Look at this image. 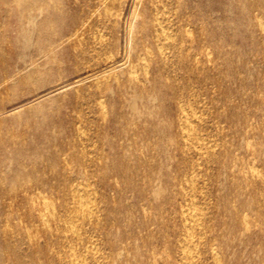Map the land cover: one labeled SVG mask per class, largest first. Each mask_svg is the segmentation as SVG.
<instances>
[{"label":"rangeland","instance_id":"374dc122","mask_svg":"<svg viewBox=\"0 0 264 264\" xmlns=\"http://www.w3.org/2000/svg\"><path fill=\"white\" fill-rule=\"evenodd\" d=\"M124 1L123 2L121 1L117 5V7L114 8V10H112V13H114V12L116 13L117 12L120 15L119 18H116L117 19L116 20L115 18H112V17H111V19H110V17L109 18H104L102 16V14L99 15L96 12L91 15L90 13L92 11H90V10H93V8L88 5L87 0H61V5H60L59 9H57L56 11L53 12V14H54L53 18H54V21H55V23H54L55 27L54 28H56V30H58L59 34L57 33L56 36L54 38H51V40H50L51 41V45H52V48H51L52 50H50L48 54L51 55V57H53V61H51V62H49L48 59H46V57H45V53H47V49L44 48V46L47 47V45H48L47 41H44L45 45L43 46V43H37V38L36 37L31 38V40H29V41H24V40H19V39L17 40L16 39V34H17L16 33V23H14V21H12V20H10L7 23H5V29L7 31V39L3 43L0 42V48L2 49V50L0 49V112L8 111L12 107H15L17 105H22V103L26 104L27 101L30 102V100H33V97L35 98L36 96H40L41 94H43V93H45V92H47L49 90H52V89H54L56 87H59V85L60 86L63 85L62 83L72 84V83H74L73 80L76 79V78H77L76 80H79V78H80V80L82 82V81H84L82 79H84V77L87 76L88 73H92L94 71H98L101 68H103L104 66L108 65V63H110L112 61L115 62V63H118L120 61V59L122 58V56H125L123 61L125 62L126 66H125V64H123V66L117 68V70H115V72L111 75L112 78L115 77L117 79L118 78H120V79H118V80L116 79V81L111 80L113 82H111V81L108 82L110 84H107L104 87L101 85V88H100L101 90L96 87V82L94 83V80L92 78L91 79L89 78V80H88V78L87 79L85 78L86 81H84L82 83L81 82L80 83H76L75 86L74 85H69L68 86V84H67V86H66L67 88L64 87V88H62L59 91H55V92H52L50 94H46L38 102H36L35 104H32L34 106L29 105L26 108V106L23 105L24 107L22 108L23 110L21 111V114H22L21 118L19 120H17V121L11 120V118L9 116H6V115H4L5 113L4 114L2 113V116L0 117V168H1L0 169V178H2L3 180L0 179V192L3 193V194L1 196V193H0V196H1L0 197V254H1L0 258H2V259H0V264H4V263L5 264H30V263L31 264H63L64 263L63 261L66 260V253L65 252L67 250V248H66L67 242H69V243L73 242L74 243L73 244L74 250H75V253L78 256L79 255L82 256V254L85 252L83 254V256L85 255V257H87V259L85 258V260H86L85 263L86 264L87 263L88 264H93V263L94 264H96V263L98 264L99 262H100V264H111V262H113V261L116 262V264H122V262H124L123 264H130V263H132V264H137V263L138 264H152L153 263L152 262V257L153 256H155L154 258H156V262H154L153 264H166V263L167 264H170V263L171 264H177L180 261V257L178 255L177 242H178V239L182 238V234H183V230H182L183 229V223H182L181 218H180L181 207H183L182 205H184V207L186 208L187 205H191V204H194V203H195L194 204L195 207L201 208V209L198 208L199 211L201 212V214L202 213L204 214V216L202 215L203 219H201V225H199L200 226L199 227L200 228V233L202 232L203 236L201 235L202 238L199 240L200 242L197 241L198 242L197 250L198 249L199 250L196 252L195 261L198 264H200V263L202 264V262H203V264L204 263L205 264H213V260L210 261V259H212L214 254L217 255V256L219 255L218 257H219V260H220L221 264H260V263H262L261 261H263V259H264V246H262V245H264V241H263V239H264V228L263 227L264 226H262V225H264V221H263L264 220V217H263L264 216V211H263L264 210L263 209L264 208V205H263L264 204L263 203L264 202V200H263L264 196H262L264 194V183H262L263 185L262 184L260 185V182L259 183H252V182H249V181L245 182L244 180H242L243 177L240 176V174L241 175H245V172L248 171L247 167L249 166V164H252L254 162V164L257 167L254 164H252V165L255 166L258 170L261 167L259 171L262 174V180L264 179V177H263V175H264L263 154H259L261 152L264 153V143H263L264 142V130H263L264 129L263 128L264 127V124H263L264 123V117H263L264 116L263 115V113H264V84H263V82H264L263 81L264 80V77H263L264 76V74H263L264 73V69H263L264 68V60H263L264 59V54H263L264 53V49H263L264 48V22H263L264 21V17L262 15L264 13V12H262V10L264 11L263 0H249L250 2H248V0H246V2H245V0H226V1H224V0H213L212 2H211V0H205V1L204 0H181L182 1L181 2L182 5L180 6V10L178 12V16L179 17L181 16V18L183 20H181V23H180V19L179 18H177V19L175 18L176 21L174 20V22L172 21L171 23L167 22L166 26L169 23L168 28H169L170 32L171 31L172 32L173 31H177L175 25L177 24V21H178V23L180 25L182 24L181 28H183V29H185V28L187 29L188 28V30L192 29L190 31H191L192 40L193 39L194 40L193 41H184V45L183 44L182 45L184 46L185 49H187L188 53L191 54L193 58H199L198 62H200V63L198 64V67H197V69L199 71L194 69V68H192L191 66H189V63L191 62L192 59H187L186 60V58H185V61H184V58L182 57L183 60H181L180 55L178 56V54H176V52H174L173 49H169L170 51L167 50V52H168L167 56L168 57L166 59V64H165L166 66H162V64H163L162 62L163 61H161V63H160V61L156 58V56H155V59H154V55L152 56L151 60L146 62V64H147V68L146 69H148L147 70L148 71L147 75L150 74V76H147V77L145 76V78H144L142 76V70L138 68L137 73H138V76L140 77L141 81L138 82L137 85H132L134 88L131 85L130 86L127 85V82H126L127 78H125L127 76V70L136 63V61H137L136 57L145 54L144 53V47L145 48L148 47L151 42L149 41L150 39L149 40L147 39V38H149V36L145 35L146 38H145V36H142L143 38L141 39V41H140L141 43H140L139 39L141 37L139 35L138 36L139 38L137 37L134 40V41H137L136 48H134L135 46H134V44H132V42L130 41L129 38H128L129 40L127 39V41L130 42L129 44H131V45H129L128 42L125 43L124 42L125 37H124V35H122L123 34V30H122V27H123L122 23L123 22L122 21L125 18L127 20H130L131 16L133 15V11H136V10H137L136 12H139V14L141 13L144 16L143 18L141 17L144 21H148L147 11H145L148 8L146 7V3H144L146 1H144V0H141V1L137 0L134 3V9H133V7H131V8L128 7V3L127 2L129 0H124ZM139 2H140V4H139ZM252 2H254V3L252 4ZM251 4H252V6L250 7L249 5H251ZM255 5H257V6H255ZM120 6H122V7H120ZM125 8H126V10H125ZM183 9H184V13H186L187 15L189 14L188 12L190 11V15L189 16H187L186 14L184 15L183 11H182ZM211 9H213V10H211ZM193 10H196V11H193ZM191 11L193 13H191ZM195 12H197L198 14L195 13ZM256 12H258V13H256ZM212 13H213V16H212ZM125 14H126V16H125ZM214 14H215V17H214ZM89 15H91V20L88 21L87 26L83 27L82 29L79 27L80 30L78 31L77 35L72 37L73 36L72 35L73 34L72 33V29L74 28V26L76 28V24H77L76 23L74 25L73 17L86 18ZM121 15L123 16V18H122ZM258 15H259V17H258ZM184 16H187V17H184ZM252 16L254 18H256L257 20L256 19H252L253 18ZM193 17H195V18H193ZM197 17L199 18V20H198ZM215 18H216V20H215ZM188 19H190V20L192 19V20L190 21ZM196 20H197L198 24H197V22H195ZM251 20H252V23H251ZM139 21H140V19L138 18L136 20V23H139ZM253 21L255 23H253ZM257 21L261 22V24H262L261 26H262L263 29L262 28H258ZM115 22H116V26L119 24L117 27L115 26ZM202 22L204 24H202ZM0 23H2V22H0ZM93 23H94V25H93ZM192 23H193V25H192ZM194 24H196L197 27ZM238 24H239V26H238ZM71 27H72V29H71ZM203 27H204V30H202ZM226 28L229 30V32H228V30H226ZM74 29H73V32H74ZM89 29H91V30H89ZM117 29L118 30L120 29V30L118 31ZM216 29H217V31H216ZM94 31L96 33L93 34ZM206 31L208 33H210V34H207ZM223 31H225V32H223ZM112 32H113V34H112ZM234 32H235V34H234ZM118 33H119V35H118ZM175 33H177V32H175ZM193 33H194V35H193ZM232 33H233V35H232ZM258 34H259V37H258ZM208 35L211 36V37L213 35L214 36L213 39L211 37L208 38L207 37ZM261 35H262V37H261ZM68 36L71 37V38H69ZM235 36H236L237 39L235 38ZM240 36H241V38H240ZM250 36L253 37L252 38L253 41L255 39L254 42L251 41V37ZM255 36H257L258 38L257 37L255 38ZM83 37L85 38V41H84ZM93 37L97 38V39L95 40ZM103 37H104V39H103ZM206 37H207L208 40L206 39ZM218 37H219V39H218ZM117 38H120V39H117ZM221 38H222V40H221L222 43L220 42ZM89 39L91 41H89ZM210 39H212L213 41L210 40ZM223 39H225V40H223ZM230 39L232 40V43H231ZM233 40H234V42H233ZM95 41H96V43H95ZM144 41H145V43H144ZM147 41H148V43H147ZM209 41H210L211 44L209 43ZM176 42L179 43L177 40H176ZM190 42H192V43H190ZM220 43L223 44V45H221ZM97 44H98V46H97ZM139 44H141L142 46H140ZM82 45H83V47H82ZM132 45H133V47H132ZM225 45H227V48H226ZM249 45L252 48L248 49L250 47ZM27 46H28V48H27ZM101 47H103V48L101 49ZM201 47H203V48L201 49ZM94 48H96L98 51L96 49H94ZM20 49H21V51H20ZM136 49L138 51H136ZM199 49H201L202 52L199 51ZM216 49H217V51H214ZM4 50H5V53H4ZM23 50H25V51H23ZM104 50L107 51V54L110 51L109 52L110 54H108V55L105 54L106 51L103 53ZM209 50H210V52H209ZM77 51H79V52H77ZM239 51H241V52H239ZM113 52H114V54H111ZM200 53L201 54L204 53V54L200 55ZM82 54H84V55H82ZM206 54H209L208 57L204 56ZM255 54H257V55H255ZM5 55H6V57H5ZM97 56L100 57L101 59L97 58ZM111 56L114 59H112ZM198 56H200V57H198ZM240 56H241V58H240ZM127 58H129L128 61H127ZM153 59H154V61H153ZM201 59L202 60L204 59L203 60L204 64L201 61ZM215 59H216V61H215ZM8 60H9V62H8ZM73 60H74V62H73ZM155 60H158V61H155ZM81 61L84 62V65H83V63ZM150 61H152V62H150ZM178 61H180V62H178ZM246 61H248V62H246ZM97 62H99V63H97ZM101 62H103V63H101ZM177 62H178V64H177ZM11 63H13V64H11ZM74 63H76V64L74 65ZM150 63H152V64H150ZM159 63L161 65H159ZM214 63H216V64H214ZM257 63L259 65V67L256 66ZM89 64H90V66H89ZM245 65H247V66H245ZM252 66L254 67L253 69H252ZM260 66H262V68ZM8 67H10V68H8ZM12 67H14V68L16 67L14 69L15 71L13 70ZM150 67H152V68L154 67V68L152 69ZM187 67H188V69H187ZM208 67H209V69H208ZM160 68L161 69L163 68V69L161 70ZM4 69H5V71H4ZM74 69H75V71H74ZM120 69H121V71L123 70L122 71L123 73L121 71L119 72ZM241 69H243V70H241ZM16 70H18V72H16ZM212 70H213V72H212ZM257 70H259V71H257ZM168 71H169V73H168ZM194 72H196V73H194ZM219 72H220V74L222 72V75H220ZM248 72H249V74H248ZM254 72L255 73L258 72L257 73L258 75L255 74ZM119 73H121V74H119ZM213 73L215 74L214 76H213ZM250 73H251L252 76L250 75ZM79 74H80V76H79ZM224 74H225V76H224ZM26 75H31V79L29 78L30 79L29 80L28 78H26L25 77ZM121 75L124 76V77H122ZM217 75H218L219 78L217 77ZM208 76H210V78H208ZM230 76H231V78H230ZM248 76H249V78L251 77L250 78L251 81L248 80L249 79ZM255 77H257V78H255ZM147 78L150 81L147 80ZM224 78H225V80H224ZM232 78H233V81H232ZM155 79H157V80H155ZM188 79H189V81H187ZM204 80H205V82H204ZM30 81L33 84H31ZM37 81H39V82H37ZM153 81H155V83ZM218 81H220L221 84ZM242 81H245V82L243 83ZM116 83L118 84V86H117ZM204 83H205V85H203ZM149 84H151V85H149ZM155 84H157V85H155ZM110 85H111V87L109 88ZM120 85H121L122 88L119 87ZM153 85H154V87H153ZM218 85L220 86V88H219ZM257 85H258V87H257ZM124 86H128V87L125 88ZM150 86H152V87H150ZM123 87H124V89H123ZM140 87H142L143 89L141 88L142 89L141 90ZM208 87H209V89H208ZM17 88L18 89L20 88V89L18 90ZM128 88H129V90H128ZM178 88L180 89V91H178L179 90ZM157 89L159 91H157ZM86 91H87V93H84ZM127 91L129 93V95H131L133 93L130 96L131 99H132V97L134 98L135 96L136 97L139 96L140 98H142L141 102H140V100L137 101V103H136L137 107L139 109H141L142 111L145 110L146 112L145 111L144 112L148 113L149 116L144 115V116H141L142 117L141 118V117L134 116V115L131 114V112L129 110V107L127 106L128 101H130V98H129V95L127 94ZM131 91H133V92H131ZM153 91L157 95L154 94ZM71 92L74 93V94H72ZM122 92H124V94ZM135 92L137 93V95L134 94ZM209 92H211V93H209ZM245 92H247V93H245ZM100 93H102V94H100ZM115 93H116V97L114 96V98L112 99V97H113V95ZM142 93H143V95H142ZM181 93H182V95H181ZM251 93H252V95L255 94V95H253L254 97L251 95ZM149 94L151 95V97H149L150 96ZM211 94H212V96H211ZM82 95H83V98H82ZM99 95H102V96H99ZM125 95H128V96H125ZM242 95H243V97L245 99H243ZM105 96H106V98H105ZM144 96H147L149 98H147V97L144 98ZM217 96H218V98H217ZM225 96H227L228 98L225 97ZM249 96H250V98H249ZM123 97L124 98L126 97V98L124 99ZM252 97H253V99H252ZM107 98H108V100H107ZM196 98H198V99H196ZM235 98H236L237 101L235 100ZM65 99L68 100V101H66ZM100 99H101V101L103 100V106H104L103 107V111L105 110L104 111V113H105L104 115H107V116H102L99 113L97 102ZM127 99H129V100H127ZM149 99H150V101H149ZM226 99H227V101H225ZM242 99H243V102H242ZM197 100H198V106L196 105L197 104V102H196ZM111 101H112V103H110ZM115 101H116V103H115ZM123 101H125V102H123ZM167 101H169V102L167 103ZM213 101H214V103H213ZM71 102H73L74 104H72ZM256 102H258L259 104L258 103L256 104ZM42 103H44V104H42ZM169 103H171L172 105L169 104ZM179 103L183 104L188 109V111L190 110V111H192V113L197 114L199 112L197 115H195L196 117L197 116H199V117L195 118V120H192L191 125H193V127L191 126V128H192L191 130H193L192 132H195V130L197 128V130H196L197 133H193V134H196V136L199 138V140L197 142L195 140H193V141H194L195 145L197 144L196 146H198L199 148L201 147L202 150L200 149V151H203L204 149H205L204 151H208L206 154H204L205 156L202 155V154H197V152L194 151V150L199 151V149H198V147L195 148L194 145L192 146V144L191 145L190 144H186L187 145V147H186L184 139H182V137H180V134H179V121H178L179 119H178V113H177V110H178L177 107H178ZM250 103H251V105H250ZM121 104H122V107H121ZM124 104H125V107H124ZM211 104H214V105H211ZM191 105L193 107L195 106L194 107L195 109L193 107H191ZM223 105H224V107L226 106V109L228 107V109L226 110L223 107ZM235 105H236V107L234 108ZM87 106L89 107V110H88ZM56 107H57V109H56ZM60 107H62V108H60ZM198 107L200 109H198ZM171 108L173 110H171ZM223 108H224V110H223ZM242 108H243V110H242ZM151 109H153V110H151ZM159 109L161 110V112H159ZM207 109H208V111H207ZM126 110H127V112H126ZM197 110H198V112H197ZM35 111H38V112H35ZM63 111H65V112H63ZM216 111H217L218 114L216 113ZM223 111H224V113H222ZM226 112H227V114H226ZM228 112H229V114H228ZM234 112H235V114H234ZM59 113H60V115H58ZM67 113H68V117H67ZM173 113L175 114V118H174V114ZM202 113H203V115H202ZM159 114H161V115H159ZM255 114H256V116H255ZM61 115H62V117H61ZM220 115H222V116H220ZM235 115H236V117L233 118V116H235ZM4 116H6V117H4ZM228 116L231 117V118H229ZM88 117L91 118V119H89ZM164 117H165V119H164ZM206 117L208 119H206ZM103 118H104V120H103ZM198 118H200V119L198 120ZM125 119H127V120L125 121ZM201 119H203L204 123H203V121ZM216 119H218V120L216 121ZM241 120L243 122H245V123H242ZM51 121L52 122L54 121V123H52ZM84 121H87V122L85 123ZM197 121H201V122H197ZM229 121H230V123H228ZM175 122H176V124H175ZM61 123H63V124H61ZM72 123H73V125H72ZM104 123L105 124L107 123L106 125H108V123H110V124L108 126H106ZM131 123L133 124V126H131L132 125ZM199 123H202V124L199 125ZM246 123H248V124H246ZM60 124L62 125V127H61ZM153 124H155V128H154ZM158 124H161L162 126L158 125ZM217 124H218L219 129L216 127ZM55 125H57V127ZM129 125H130V127H129ZM151 125H153V126H151ZM156 125H158L159 127L156 126ZM247 125H249V126H247ZM75 126H76L77 129L73 128ZM112 126H114V127H112ZM242 126H243V128L246 129V131H245V129H242ZM103 127H105V128H103ZM149 127H150V129H149ZM225 127H226V129H229V130L227 131L225 129ZM82 128L84 130H86V131L81 130ZM87 128L90 131H87ZM120 128H121V130H120ZM144 128H146V129H144ZM156 128H157V132L155 130ZM174 128H175V130H174ZM130 129L132 131V134H131ZM204 129H205V132H204ZM216 129H218V130H216ZM105 130L108 133L105 132ZM126 130H128V132ZM149 130L150 131L152 130V131L150 132ZM201 130H203V131H201ZM239 130L240 131L243 130L242 132L244 134L242 132H240ZM55 131H57V132H55ZM113 131H114L115 135H113V133H112ZM136 131H137V133H135ZM158 131L160 133L159 135L156 134V133H158ZM223 131H224V133H223ZM58 132H59V134H58ZM94 132H95V134H94ZM97 132H98V134H96ZM152 132L155 133V137H153L154 133H152ZM172 132H174V134H172ZM211 132L213 134L210 135ZM216 132H218V134ZM236 132L238 134H236ZM149 133H151V134H149ZM246 133H248L249 135H247ZM133 134H135L137 137L135 135H133ZM206 134H209L210 137H207V139L205 141V139H204V138H206L205 136H209V135H206ZM107 135H110V136H107ZM148 135H150V136L148 137ZM199 135H200V137H204V138L200 139ZM229 135H231V137H233L232 135H234V137L237 136V135L238 136L235 137V138H231V137H228ZM242 135H244V136H242ZM52 136H54V137H52ZM141 136H143L144 138L141 137ZM159 136H160V139H159ZM145 137H148V139L145 138ZM156 137H157V139H156ZM179 137H180V139H179ZM256 137L259 138L258 141H256V139H257ZM73 138L75 140H73ZM83 139H84V141H83ZM100 139H102L103 141L100 140ZM165 139H166V141H165ZM224 139H225V142H224ZM135 140H136V142H135ZM142 140H144V141H142ZM156 140L158 142L157 144H156ZM160 140L164 141V143L162 142L163 143L162 144L160 142ZM216 140L218 141V144H217ZM253 140H255L256 143ZM108 141H110V142H108ZM207 141H208V143H207ZM251 141H253V142H251ZM102 142L106 143L107 145L106 144H102ZM115 142H117V144ZM198 142L202 143V144H200V146H199ZM212 142H214L215 144L212 143ZM235 142H236V144H234ZM239 142H241V143H239ZM244 142H246V144ZM249 142H251V144ZM50 143H52V144H50ZM55 143H57V144H55ZM128 143H130V144H128ZM248 143L250 144V146H252L253 150H252V148L251 149L249 147L247 148V144ZM110 144H111V146L113 145V148L111 146H109ZM124 144H126V145H124ZM145 144H146V146H144ZM213 144L216 145V147ZM91 145H92V147H91ZM103 145L106 148L102 147ZM130 145H133L134 148H133V146L130 147ZM160 145H162V146H160ZM208 145H210L211 147L208 146ZM224 145H226V146H224ZM238 145H240V150H239V146ZM84 146H86V147H84ZM88 146H90V147H88ZM81 147H83V148H81ZM243 147H245V148H243ZM114 148H115L116 151L114 150ZM138 148H139V150L140 149L141 150L138 151ZM143 148L146 151H149V152H146ZM178 148H180V149H178ZM260 148H261V152H260ZM157 149H158L159 153H158V151H156ZM163 149H165V151ZM181 149H182V151L184 150V152H182ZM55 150H57V151H55ZM213 150H214V152H213ZM219 150H221L222 152L219 151ZM237 150H239V151H237ZM119 151H120V154H119ZM144 151L146 152V154H145ZM171 151H173V152H171ZM209 151L212 152V153H210ZM224 151H227V153L225 152V155H224ZM53 152L55 154H53ZM131 152H134V153H131ZM188 152H190V154ZM235 152L237 153L236 154L237 157H235L236 156L234 154ZM241 152H242V155H241ZM245 152H246V154H245ZM89 153H91V155ZM113 153L114 154L117 153V154L113 155ZM138 153L141 154V155H139ZM147 153L150 154V157L148 156ZM182 153L185 154V156ZM208 154H209V156L211 154V156L208 157L207 156ZM229 154L230 155L233 154V155L228 156ZM62 155H64L65 159L69 162V166L70 167L66 168V170L63 168V164L64 163H62V161H61V159L64 157ZM167 155L169 157H167ZM190 155H192V156L190 157ZM199 155H202V156H199ZM84 156H86V157L84 158ZM118 156H119L120 159L118 158ZM158 156H159V158H158ZM224 156H226V157H224ZM41 157H43V158H41ZM100 157H101V159H100ZM148 157L150 158L151 162L147 161V160H149ZM184 157H185V159H184ZM197 157H198L199 160L200 159L201 160L199 161L197 159ZM76 158H78V159H76ZM155 158L157 159L158 162L154 161V160H156ZM205 158H208V159H205ZM220 158H221V160H220ZM233 158H235V159H233ZM249 158L251 159V161H250ZM117 159L119 160V162H118ZM169 159H170V161L173 160V161H171V163L173 165L170 163ZM255 159H256V161H254ZM69 160H72V161H69ZM233 160H234V162H233ZM238 160H240V161H238ZM94 161H95V163H94ZM167 161H168V163H167ZM178 161H180L181 163L178 162ZM236 161L238 162L239 165L236 164ZM244 161H245V163H244ZM22 162H23L24 165L20 166V165H22ZM39 162L42 164V166H41V164ZM110 162H112V164ZM153 162H155V163H153ZM195 162L196 163L198 162L200 164L196 165ZM34 163H35V165L37 167L34 165ZM75 163H76V165H75ZM107 163H109V166H108ZM207 163H209L208 167H207ZM259 163H261V164H259ZM85 164H86V166H85ZM125 164H127V165H125ZM129 164H130V166H128ZM164 164H165V166H163V167L160 166V165H164ZM221 164L224 165L225 168ZM25 165H28V166H25ZM77 165H78V167H77ZM131 165H133V166L131 167ZM46 166H47V168H46ZM84 166H85V170H84ZM138 166H141L143 168H141V167L138 168ZM155 166H156V168H155ZM179 166H181V168ZM192 167H193V169H191ZM195 167H196V170H195ZM106 168L109 169V171H111L112 173L111 172L109 173ZM122 168L124 169V171H123ZM132 168H133V170H132ZM149 168H150V170H149ZM198 168H200V169H198ZM91 169H92L93 172L91 171ZM129 169L132 170V171H130ZM187 169H190V171L192 170L191 171L192 173L189 170H187ZM205 169H207V170H205ZM227 169H228V172H227ZM2 170H3L4 173H1ZM87 170H88L89 173L87 172ZM102 170H103V173H102ZM136 170H138V171H136ZM159 170L163 174H161L159 172ZM244 170H246V171L244 172ZM42 171H43V173H42ZM80 171H82V172H80ZM149 171H151V172H149ZM186 171H187V173H186ZM224 171H225V173H224ZM239 171L241 173H239ZM70 172L72 173V175H71ZM104 172H106L107 175ZM123 172H125V173H123ZM152 172H154V173H152ZM155 172H156V174H155ZM237 172L239 174H238V176L235 177V175H237ZM243 172H244V174H242ZM27 173H28V175H32V176L38 177V180H39L38 184H40L39 188H41V190H43V192L47 193L50 196L49 199L53 202L54 208H55V210H56V212L58 214H63L62 206L66 205V202L67 203L71 202V197L69 196V197L65 198L64 194L62 192V191H64V192L66 191L65 190L66 189V184H64V180H69L71 183H79L81 180L82 181L84 180L85 183L88 181L86 184L88 186V189L91 191V193L93 195L92 196L93 198L91 199L92 202H90V205L93 206V217H95L98 221L96 223H93V224H89L88 221H84L85 222V224H84L83 221H80L81 223H79V227L81 226L82 231L84 232L83 233L80 230V235L81 236L83 235L82 237H84V236L86 237V238L85 237L82 238L83 242L81 240H79V241H77V240L71 241L72 239L69 240V241L67 240V242H64V241L62 242V241L59 240L58 236H54L53 238L51 237L50 238L51 241H50V239H48V236H45L43 233H39V235H37L38 236V241H39L38 245H35V246L32 245L31 246V244H29L26 241V239L23 238L22 234H20V233L22 232L23 228H25V226H27V224L30 223V218H29L30 214L27 212V209L23 205V201H21V198L14 197L12 194L14 193L13 190H17V188H18V182H19L18 179H19V177H24V176H26ZM77 173L80 174V175H78ZM159 173L161 174L162 177L160 176ZM180 173H181V175H180ZM193 173H195V174H193ZM73 174H75V176ZM84 174H86L87 177ZM101 174H102L103 177L101 176ZM110 174L112 175V177H111ZM130 174H132V175H130ZM158 174H159V176H158ZM224 174H225V178H224ZM65 175H66V177H65ZM91 175H92V177H91ZM81 176L84 177V178H81V180H79ZM93 176H95V177H93ZM125 176H127V178H125ZM135 176H136V178H135ZM142 176H143L144 179L142 178ZM155 176H156V178H155ZM176 176H177V179H176ZM199 176L200 177L202 176V177L200 178ZM216 176H218V178H216ZM222 176H223V178H222ZM239 176H240V180H239ZM63 177H65V178H63ZM165 177L168 178V180H166ZM184 177L186 178V180L190 179L189 177H193V179L194 178H196V179L198 178V180L196 181V179H194L193 180V184H190V185H189V183H186V184L189 185L188 186V185H186L184 183V182H186ZM226 177L228 178V181L226 180L227 182L224 180V179H227ZM147 178L148 179L150 178L148 183H147V181H148ZM33 179H34V177H33ZM107 179H110L112 181V183H111L110 180L108 182ZM155 179H157V181H155ZM208 179H209V181H208ZM216 179H220L221 183H220V180H219V183H220L219 184L217 182L218 180H216ZM177 180L178 181L180 180V181L178 182ZM203 180H204V182H203ZM230 180H232V181H230ZM233 180H234L236 186L234 185ZM90 181H92V182L90 183ZM103 181H104V183H103ZM143 181H144V183L142 185ZM158 181H159V183H158ZM205 181H206V183H205ZM213 181H215V182H213ZM240 181H242V182H240ZM128 182H130V183L128 184ZM140 182H141V184H140ZM51 183H53V184H51ZM62 183H63V186H62ZM94 183H96V184H94ZM149 183H151V184H149ZM155 183L158 185L157 187H160L159 189L161 190V193H160V196L155 198V200H154V198L152 199V195H151L152 192L151 191L154 190L155 188H157V187H155L156 186ZM202 183H204V184H202ZM36 184L37 183L34 184V182L31 183L32 186H35ZM91 184H92L93 187L96 188V191H95V188L92 189ZM146 184H148L149 186L146 185ZM177 184H179V185H177ZM228 184H229V188L227 189ZM237 184L240 185V186L238 187ZM108 185H110L111 187L108 186ZM151 185L153 186V188H152ZM241 185H243V186L241 187ZM180 186H181L182 189L185 187V189L181 190ZM245 186H246V188H245ZM50 187H51V189H50ZM102 187H105V189H107V190H105ZM207 187H209V188L207 189ZM231 187L234 188V189L232 190ZM5 188H7V189H5ZM197 188H198V190H197ZM199 188L201 190H199ZM236 188H238V189H236ZM247 188H249V189H247ZM250 188H251V190H250ZM108 189H109L110 192L108 191ZM142 189L144 190L143 192H142ZM149 189H151V190H149ZM166 189H168L169 191L168 190L166 191ZM11 190H12V193H11ZM127 190H129V191H127ZM190 190L192 192H190ZM211 190H212V192H211ZM214 190L217 191V192H215ZM221 190H223V192L226 190L223 193L224 195L222 194ZM240 190H242L243 192L245 191V192L241 193L242 191H240ZM252 190H253V192H251ZM258 190L262 193V195H261V193L260 194L257 193ZM262 190H263V192H262ZM122 191H123V193H122ZM146 191H148L149 193L146 192ZM226 192L228 194H226ZM234 192H236V194ZM255 192L257 193V197H256V193ZM97 193H98V195H97ZM101 193L103 194V196L101 195ZM239 193L241 195H239ZM169 194H170V196H169ZM192 194H193V197L195 196L194 199H192L193 198ZM197 194H199L200 197L196 196ZM220 194H221V196H220ZM250 194H252V196ZM201 195H202L203 198H201ZM205 195H206V197H205ZM238 195H239V197H238ZM143 196H145V197H143ZM224 196H226V198L227 197L228 198L231 197V198L226 199ZM250 196L253 198V200H252V198ZM51 197H53V198H51ZM58 197H59V201H58ZM96 197L98 199L100 197V200H98ZM123 197H124V199H123ZM209 197H210V199H209ZM184 198H186V199H184ZM195 198L197 199L198 202L196 201ZM214 198H215V200H214ZM220 198L224 201V203H223V201ZM239 198H240L241 201H238ZM61 199H63V200H61ZM147 199H149V200H147ZM170 199L173 200V201H171ZM230 199H232V200L230 201ZM233 199H235V200H233ZM95 200L96 201L98 200L100 203L99 202L97 203ZM116 200H117V202H116ZM128 200H129V202H128ZM250 200H251V202H249ZM57 201H58V203H57ZM174 201H175V203H174ZM149 202H151L152 205ZM180 202H181V204H180ZM213 202L216 204V207H215V204ZM221 202L223 203L224 206L221 205L222 204ZM235 202H236V204L238 203L239 206L234 204ZM55 203H56V205H55ZM162 203H165V204L163 205ZM210 203H211V206H210ZM242 203H244V204H242ZM249 203H251V206L249 205ZM258 203H259V205H258ZM12 204H13V206H12ZM202 204L203 205L206 204V205H204V207H203ZM207 204H208L209 207L207 206ZM57 205H59V207ZM240 205H241V207H240ZM253 205H255V206H253ZM136 207H138V209ZM184 207H183V209H184ZM257 207L258 208L260 207L259 210L257 209ZM125 208H126L127 211L125 210ZM231 208H232V210H231ZM236 209H238V210H236ZM247 209H249V210L251 209L252 211L251 210L249 211ZM8 210H9L10 213L8 212ZM148 210H149V212H148ZM205 210H207V211L205 212ZM214 210H216L217 213L214 212ZM220 210L223 211V212H221ZM96 211H98V214H99L100 218L98 217V214H97ZM156 211H157V213H156ZM176 211H178V212H176ZM247 211H249L247 213L248 215L245 213ZM254 211L256 213L259 211V213L256 214ZM59 212H61V213H59ZM99 212L101 213V216H100ZM119 212L123 214L124 220H123L122 214H120ZM228 212H230V213H228ZM239 213H241L242 215L241 214L239 215ZM162 214H163V216H161ZM211 214H213L212 216H215V218L212 217ZM244 214L247 215V217H249V218L251 217L253 220L251 218H250V220L254 222L253 223V222L250 221V226L253 227V229L250 227L249 228L250 230L249 229L247 230L249 232H247V231L243 232L241 230L240 225H239V220L238 219L240 217H242V216H245ZM254 214H255V217H254ZM155 215H156V217H155ZM228 215H230V216H228ZM141 216H143V217H141ZM172 216H173V219H172ZM224 216H225V218H224ZM232 216L235 217L236 219H234ZM15 217L18 218V219L17 220L14 219ZM127 217H128V220L126 219ZM137 218L139 220H137ZM174 218H176L175 221H174ZM204 218H206V219H204ZM164 219H166L167 221L164 222ZM169 219H170V221H168ZM207 219H208V221H207ZM213 219H215V220L213 221ZM228 219H229V221H227ZM15 220H16V222H14ZM132 220H134V221H132ZM26 221H27V223L25 224ZM112 221H113V223H112ZM119 221H121V222H119ZM206 221H207V223H205ZM230 221H231V223H230ZM125 222H127V223H125ZM135 222H136V224H135ZM158 222H160V224H158ZM21 223H22V226H21ZM12 224H13L14 227H12ZM128 224H130L129 226H131V227H129ZM145 224L147 226L146 228H145ZM162 224H164L165 226L164 225L162 226ZM226 224H227L228 227H226ZM257 224H260V225H257ZM113 225H114V227H113ZM122 225L125 227V229L123 228ZM234 225H236L237 227L234 226ZM90 226H91V229H90ZM104 226H105V228H104ZM202 226L203 227L205 226L206 228L205 227L203 228ZM257 226H258V228H257ZM10 227L12 228V230H10L11 229ZM167 227H168V229H167ZM171 227H173V228L171 229ZM211 227L214 228L215 230L212 229ZM224 227H226V228H224ZM5 228H7V230H4ZM14 228H16L17 231ZM84 228H86V229H84ZM165 228H166V230H165ZM160 229H162V230H160ZM205 229H206V231L204 232L203 230H205ZM221 229H224L223 232L221 231ZM227 229H228V231H227ZM154 230H155V232H154ZM238 230H240V233L242 235L241 237H240V233H239ZM106 231H107V233H106ZM123 231H124V233H123ZM255 231H256V233H255ZM260 231H262L261 233L263 235L260 233ZM157 232H158V234H157ZM230 232L231 233L233 232V233L231 234ZM226 233L229 236H227ZM14 234H15L16 237L14 236ZM108 234H109V236H108ZM206 234L209 235L207 237L208 239L205 238V236H207ZM131 235L133 236V238L131 237ZM136 235H138V237ZM147 235H148V238H146ZM156 235H158L159 237L156 236ZM172 235H173V237H172ZM234 235H236V236H234ZM259 235H260V237H259ZM90 236H93V237H91L92 239L90 238ZM142 236H146V237L144 238ZM160 236H162V237H160ZM17 237H19V238L17 239ZM155 237H156L157 242L155 241V239L153 240V238H155ZM228 237H230V238L228 239ZM252 237L254 238V240H253ZM97 238L99 239L98 242H97V240H98ZM196 238H197V236H196ZM220 238L223 241L222 240L220 241ZM164 239L166 241V244L164 242ZM245 239H247L249 241H246ZM102 240H103L104 243L102 242ZM144 240H145V242H144ZM195 240H197V239H195ZM218 240H219V242H218ZM244 240H245V242H244ZM93 241H95L97 243H95ZM227 241H229V242H227ZM258 241H260L261 243L258 242ZM125 242H126V245H124ZM138 242H140V243H138ZM151 243H152V245H151ZM225 243H226V245H225ZM240 243L244 244V245L242 246ZM77 244H78V247L76 248ZM130 244H132L133 246L131 247ZM155 244H156V246H155ZM168 244H170V245H168ZM249 244H250V246H249ZM39 245H40V248H39ZM121 245L123 246L122 248H121ZM134 245H135V248H136L137 252L135 251ZM160 245H161V247H160ZM255 245L256 246L258 245L257 246L258 250H260V248H261V250L263 249L262 251L259 252V254H257L258 250H257V248H255ZM9 246H10V248H9ZM117 246H118V250H117ZM152 246H153V248H152ZM251 246H252V248H251ZM52 247L55 248V249H52ZM91 247H93V248H91ZM110 247H112L111 248L112 250L110 249ZM213 247H214L215 250H213ZM64 248H65V250H64ZM81 248L84 251L81 250ZM98 248L100 250H98ZM236 248H237V250H236ZM240 248H243V249L241 250ZM44 249H45V251H43ZM90 249H91V251H90ZM168 250H169V252H168ZM223 250H224V252H223ZM32 251L33 252L36 251V252L32 253ZM82 251H83V253H82ZM140 251H141V253H140ZM207 251H208V253H207ZM46 252L48 254H46ZM116 252H120L121 253L119 258H115L114 253H116ZM152 252H154V253H152ZM211 252H212V254H211ZM249 252H252L253 254L249 253ZM254 252L255 253L257 252V253L255 254ZM87 253H89V254H87ZM109 253H112L111 255L113 256V258H112V256L110 257ZM158 253H160V256H159ZM239 253H241V255H242L241 257L238 255ZM34 254H35V256H34ZM90 254H91V256H90ZM149 254H150V256H149ZM199 255H201V256H199ZM245 255H247V257ZM259 255H261V256H259ZM45 256H46V258H45ZM56 256L58 257V259H57ZM161 256H164L165 259H164V257H161ZM199 257H200V259L202 258L201 262L199 261L200 259H198ZM221 257H222V259H221ZM243 257H244V259H243ZM89 258H91V259H89ZM95 258H96V260H95ZM245 258H247V259H245ZM44 259H46V260L48 259V262H46V260H44ZM140 259H141V261H140ZM175 259H177V260H175ZM242 259L244 261H242ZM120 260H122V261L119 262ZM148 260H150V261L148 262ZM162 260H163V262H162ZM164 260H166V261H164ZM168 260H169V263H168ZM252 260H253V262H252ZM1 262H3V263H1ZM175 262H177V263H175ZM228 262H230V263H228ZM197 263H195V264H197Z\"/></svg>","mask_w":264,"mask_h":264},{"label":"bare ground","instance_id":"6f19581e","mask_svg":"<svg viewBox=\"0 0 264 264\" xmlns=\"http://www.w3.org/2000/svg\"><path fill=\"white\" fill-rule=\"evenodd\" d=\"M123 2L124 0H87V2H88V5L89 6H91L92 8H93V10H90V11H92L90 14L92 15L93 13H98L99 15L100 14H102V16L104 17V18H109L110 17V19H111V17L112 18H119V13H112V10H114V8H116L117 7V5L120 3V2ZM137 0H129L127 3H128V7L129 8H131V7H133V9H134V3L136 2ZM138 1H141V0H138ZM144 1H146V2H144V3H146V7L148 8L147 10H145V11H147V17H148V21H144L142 18L144 17L141 13L139 14V12H136V11H133V15L131 16V18H130V20H127L126 18L122 21L123 23V27H122V30H123V34L122 35H124V37H125V40H124V42L126 43V42H128L127 41V39L129 38L130 39V41L132 42V44H134V48H136V46H137V41H134L139 35H140V39H139V42L141 41V39L143 38L142 36H149V38H147L151 43L149 44V46L148 47H144V55H140V56H138V57H136L137 58V61H136V63L133 65V66H131L128 70H127V76L125 77V78H127L126 80V82H127V85H137L138 84V82H140L141 80H140V77L138 76V73H137V71H138V68L139 69H141L142 70V76L145 78V76L147 77V76H150V74L149 75H147V70L148 69H146L147 68V64H146V62L147 61H149V60H151L152 59V56L154 55V59H155V56H156V58L160 61V63H161V61H163L162 63V66H166L165 64H166V59H167V55H168V52H167V50H169V49H173L174 50V52H176V54H178V56L180 55V58H181V60H183L182 59V57L184 58V61H185V58H186V60L187 59H192L191 60V62L189 63V66H191L192 68H194V69H196V70H198L197 69V67H198V64L200 63V62H198V60H199V58H193L192 57V55L191 54H189L188 53V51H187V49H185L184 48V41H193L192 40V36H191V31L190 30H192V29H190V30H188V28L186 29H183V28H181V26H182V24L180 25L179 23H178V21H177V24L175 25L176 26V29H177V31H171L170 32V30H169V28H168V25H169V23H171L172 21L174 22V20H175V18L177 19V18H179L180 19V23H181V20H183L182 18H181V16L179 17L178 16V12H179V10H180V6L182 5V1L181 0H144ZM205 1V0H204ZM213 0H211V2H212ZM224 1H226V0H224ZM125 2V1H124ZM195 2V1H194ZM216 2V1H215ZM245 2H246V0H245ZM248 2H250L249 0H248ZM126 3V4H127ZM193 3V2H192ZM205 3V2H204ZM226 3V2H225ZM231 3V2H230ZM254 2H252V4H253ZM258 3V2H257ZM263 3H264V0H263ZM139 4H140V2H139ZM194 4V3H193ZM252 4L251 5H249L250 7L252 6ZM60 5H61V0H0V22H2V23H0V42H4L6 39H7V31H6V29H5V23H7L8 21H10V20H12V21H14V23H16V39L18 40H24V41H29V40H31V38H33V37H36L37 38V43H43V46L45 45L44 44V41H47V43H48V45H47V47L46 46H44V48H46L47 49V53H45V57H46V59H48V61L49 62H51V61H53V57H51V55H49L48 53H49V51L50 50H52L51 48H52V45H51V38H54L55 36H56V34L58 33V30H56V28H54L55 27V21H54V18H53V12L54 11H56L57 9H59V7H60ZM87 5V6H88ZM207 5V4H206ZM225 5V4H224ZM258 5V4H257ZM257 5H255V6H257ZM125 6V5H124ZM127 6V5H126ZM120 7H122V6H120ZM83 8V7H82ZM89 8V7H88ZM128 8V9H129ZM214 8V7H213ZM231 8V7H230ZM257 8V7H256ZM188 9V8H187ZM197 9V8H196ZM215 9V8H214ZM249 9V8H248ZM255 9V8H254ZM125 10H126V8H125ZM143 10V9H142ZM211 10H213V9H211ZM251 10V9H250ZM84 11V10H83ZM183 11V14L185 15L186 13H184V9L182 10ZM193 11H196V10H193ZM253 11V10H252ZM80 12V11H79ZM205 12V11H204ZM214 12V11H213ZM260 12V11H259ZM262 12H264L263 10H262ZM89 13V12H88ZM189 14L187 15V16H189L190 15V11L188 12ZM191 13H193L192 11H191ZM195 13H197V12H195ZM194 13V14H195ZM225 13V12H224ZM253 13V12H252ZM256 13H258V12H256ZM255 13V14H256ZM85 14V13H84ZM122 14V13H121ZM124 14V13H123ZM198 14V13H197ZM205 14V13H204ZM226 14V13H225ZM233 14V13H232ZM262 14V13H261ZM83 15V14H82ZM91 15H89V16H87L86 18H78V17H73V22H74V25L76 24V28H75V26H74V32H73V29H72V27H71V29H72V37H74V36H76L77 35V33H78V31L80 30V28L82 29L83 27H85V26H87V24H88V21L89 20H91ZM146 15V14H145ZM196 15V14H195ZM254 15V14H253ZM263 15V17H264V13L262 14ZM94 16V15H93ZM122 16V15H121ZM125 16H126V14H125ZM187 16H184V17H187ZM212 16H213V13H212ZM230 16V15H229ZM233 16V15H232ZM142 17V18H141ZM192 17V16H191ZM214 17H215V14H214ZM236 17V16H235ZM253 17V16H252ZM258 17H259V15H258ZM122 18H123V16H122ZM140 19V21H139V23H136V20L137 19ZM193 18H195V17H193ZM198 18V17H197ZM196 18V19H197ZM204 18V17H203ZM209 18V17H208ZM227 18V17H226ZM229 18V17H228ZM93 19V18H92ZM186 19V18H185ZM218 19V18H217ZM235 19V18H234ZM244 19V18H243ZM252 19H256V18H252ZM261 19V18H260ZM97 20V19H96ZM117 20V19H116ZM188 20H190V19H188ZM192 20V19H191ZM190 20V21H191ZM198 20H199V18H198ZM215 20H216V18H215ZM245 20V19H244ZM257 20V19H256ZM259 20V19H258ZM263 20V19H262ZM176 21V20H175ZM261 21V20H260ZM260 21H257V23H258V28H262V24H261V22ZM110 22V21H109ZM108 22V23H109ZM167 22H169L168 23V25L166 26V24H167ZM195 22H197V20L195 21ZM234 22V21H233ZM264 22V21H263ZM119 23V22H118ZM121 23V22H120ZM251 23H252V20H251ZM253 23H255L254 21H253ZM113 24V23H112ZM175 24V23H174ZM197 24H198V22H197ZM202 24H204L203 22H202ZM228 24V23H227ZM93 25H94V23H93ZM104 25V24H103ZM107 25V24H106ZM119 25V24H118ZM117 25V26H118ZM192 25H193V23H192ZM194 25H196V24H194ZM73 26V25H72ZM91 26V25H90ZM115 26H116V22H115ZM116 26V27H117ZM122 26V25H121ZM173 26V25H172ZM203 26V25H202ZM228 26V25H227ZM238 26H239V24H238ZM80 27V28H79ZM97 27V26H96ZM196 27H197V25H196ZM201 27V26H200ZM199 27V28H200ZM208 27V26H207ZM91 28V27H90ZM98 28V27H97ZM96 28V29H97ZM109 28V27H108ZM112 28V27H111ZM119 28V27H118ZM209 28V27H208ZM92 29V28H91ZM91 29H89V30H91ZM114 29V28H113ZM171 29V28H170ZM194 29V28H193ZM201 29V28H200ZM263 29V28H262ZM261 29V30H262ZM118 30V29H117ZM120 30V29H119ZM118 30V31H119ZM121 30V31H122ZM175 30V29H174ZM202 30H204V27H203V29ZM209 30V29H208ZM226 30H228L227 28H226ZM252 30V29H251ZM57 31V32H56ZM113 31V30H112ZM196 31V30H195ZM216 31H217V29H216ZM253 31V30H252ZM88 32V31H87ZM92 32V31H91ZM175 32H177V33H175ZM194 32V31H193ZM203 32V31H202ZM205 32V31H204ZM207 32V31H206ZM223 32H225V31H223ZM228 32H229V30H228ZM261 32V31H260ZM90 33V32H89ZM94 33H96L95 31L93 32V34ZM59 34V33H58ZM92 34V33H91ZM98 34V33H97ZM112 34H113V32H112ZM202 34V33H201ZM207 34H210V33H208L207 32ZM231 34V33H230ZM234 34H235V32H234ZM105 35V34H104ZM103 35V36H104ZM118 35H119V33H118ZM193 35H194V33H193ZM196 35V34H195ZM203 35V34H202ZM232 35H233V33H232ZM231 35V36H232ZM106 36V35H105ZM116 36V35H115ZM146 36H145V38H146ZM69 37V36H68ZM88 37V36H87ZM91 37V36H90ZM96 37V36H95ZM98 37V36H97ZM100 37V36H99ZM102 37V36H101ZM110 37V36H109ZM118 37V36H117ZM121 37V36H120ZM199 37V36H198ZM208 38H210L211 36H207ZM207 37H206V39H207ZM213 35H212V39H213ZM251 37V36H250ZM257 36H255V38H256ZM258 37H259V34H258ZM257 37V38H258ZM261 37H262V35H261ZM69 38H71V37H69ZM89 38V37H88ZM94 38V37H93ZM139 38V37H138ZM194 38V37H193ZM235 38H236V36H235ZM240 38H241V36H240ZM252 38L253 37H251V41H253L252 40ZM83 39H84V41H85V38L83 37ZM95 40L97 39V38H94ZM103 39H104V37H103ZM102 39V40H103ZM117 39H120V38H117ZM124 39V38H123ZM122 39V40H123ZM128 39V40H129ZM212 39H210V40H212ZM218 39H219V37H218ZM237 39V38H236ZM247 39V38H246ZM261 39V38H260ZM73 40V39H72ZM107 40V39H106ZM176 40L179 42V43H177L176 42ZM208 40V39H207ZM221 40H222V38L220 39V42H221ZM223 40H225V39H223ZM231 40V39H230ZM249 40V39H248ZM89 41H91L90 39H89ZM88 41V42H89ZM98 41V40H97ZM105 41V40H104ZM117 41V40H116ZM115 41V42H116ZM146 41V40H145ZM145 41H144V43H145ZM206 41V40H205ZM204 41V42H205ZM213 41V40H212ZM216 41V40H215ZM250 41V42H251ZM254 41H255V39H254ZM253 41V42H254ZM120 42V41H119ZM217 42V41H216ZM230 42V41H229ZM233 42H234V40H233ZM260 42V41H259ZM73 43V42H72ZM84 43V42H83ZM87 43V42H86ZM85 43V44H86ZM95 43H96V41H95ZM99 43V42H98ZM105 43V42H104ZM118 43V42H117ZM130 42H128V44H129ZM141 43V42H140ZM147 43H148V41H147ZM188 43V42H187ZM190 43H192V42H190ZM203 43V42H202ZM209 43H210V41H209ZM222 43V42H221ZM220 43V44H221ZM231 43H232V40H231ZM90 44V43H89ZM103 44V43H102ZM120 44V43H119ZM136 44V45H135ZM183 44V45H182ZM186 44V43H185ZM211 44V43H210ZM218 44V43H217ZM262 44V43H261ZM94 45V44H93ZM100 45V44H99ZM118 45V44H117ZM129 45H131V44H129ZM140 46H142L141 44H139ZM221 45H223V44H221ZM251 45V44H250ZM249 45V46H250ZM256 45V44H255ZM97 46H98V44H97ZM104 46V45H103ZM144 46V45H143ZM147 46V45H146ZM226 46V48H227V45H225ZM224 46V47H225ZM231 46V45H230ZM234 46V45H233ZM259 46V45H258ZM81 47V46H80ZM82 47H83V45H82ZM129 47V46H128ZM132 47H133V45H132ZM207 47V46H206ZM205 47V48H206ZM221 47V46H220ZM223 47V46H222ZM236 47V46H235ZM260 47V46H259ZM24 48V47H23ZM27 48H28V46H27ZM90 48V47H89ZM103 47H101V49H102ZM105 48V47H104ZM143 48V47H142ZM191 48V47H190ZM203 47H201V49H202ZM211 48V47H210ZM239 48V47H238ZM246 48V47H245ZM250 48H252L251 46L248 48V49H250ZM258 48V47H257ZM1 49V48H0ZM26 49V48H25ZM79 49V48H78ZM77 49V50H78ZM81 49V48H80ZM84 49V48H83ZM94 49H96V48H94ZM106 49V48H105ZM129 49V48H128ZM201 49H199V51H201ZM264 49V48H263ZM2 50V49H1ZM82 50V49H81ZM89 50V49H88ZM92 50V49H91ZM97 50V49H96ZM239 50V49H238ZM241 50V49H240ZM253 50V49H252ZM20 51H21V49H20ZM23 51H25V50H23ZM74 51V50H73ZM95 51V50H94ZM98 51V50H97ZM106 50H104L103 51V53L105 52ZM116 51V50H115ZM114 51V52H115ZM128 51V50H127ZM136 51H138L137 49H136ZM170 51V50H169ZM190 51V50H189ZM213 51V50H212ZM214 51H217V49L216 50H214ZM220 51V50H219ZM232 51V50H231ZM242 51V50H241ZM241 51H239V52H241ZM250 51V50H249ZM263 51V50H262ZM261 51V52H262ZM29 52V51H28ZM77 52H79V51H77ZM82 52V51H81ZM110 52V51H109ZM108 52V54H110ZM114 52L113 53H111V54H114ZM202 52V51H201ZM208 52V51H207ZM209 52H210V50H209ZM245 52V51H244ZM4 53H5V50H4ZM95 53V52H94ZM99 53V52H98ZM101 53V52H100ZM132 53V52H131ZM140 53V52H139ZM218 53V52H217ZM258 53V52H257ZM39 54V53H38ZM85 54V53H84ZM84 54H82V55H84ZM105 54H107V51H106V53ZM107 54V55H108ZM125 54V53H124ZM133 54V53H132ZM199 54V53H198ZM204 54V53H203ZM203 54H201L200 53V55H203ZM211 54V53H210ZM213 54V53H212ZM221 54V53H220ZM229 54V53H228ZM264 54V53H263ZM3 55V54H2ZM76 55V54H75ZM98 55V54H97ZM121 55V54H120ZM208 55L209 54H206V55H204L205 57H208ZM240 55V54H239ZM255 55H257V54H255ZM4 56V55H3ZM110 56V55H109ZM127 56V55H126ZM176 56V55H175ZM197 56V55H196ZM221 56V55H220ZM242 56V55H241ZM241 56H240V58H241ZM5 57H6V55H5ZM4 57V58H5ZM26 57V56H25ZM93 57V56H92ZM112 57V56H111ZM198 57H200V56H198ZM255 57V56H254ZM259 57V56H258ZM74 58V57H73ZM87 58V57H86ZM97 58H100V57H98L97 56ZM119 58V57H118ZM117 58V59H118ZM125 58V56H122V58L120 59V61L118 62V63H115V62H110V63H108V65H106V66H104L103 68H101L100 70H98V71H94V72H92V73H88V75L87 76H85L84 77V79H82V80H84V81H86L85 80V78L87 79L88 78V80H89V78L91 79H93L94 80V83L96 82V87L98 88V89H100L101 88V85L104 87V86H106L107 84H110V83H108V82H110L111 80H113V81H116V79L117 78H115V77H111V75L115 72V70H117V68H119V67H121V66H123V64H125V62L123 61V59ZM130 58V57H129ZM129 58H127V61H128V59ZM9 59V58H8ZM94 59V58H93ZM101 59V58H100ZM112 59H114L113 57H112ZM111 59V60H112ZM154 59H153V61H154ZM256 59V58H255ZM96 60V59H95ZM103 60V59H102ZM135 60V59H134ZM133 60V61H134ZM158 60H155V61H158ZM171 60V59H170ZM204 60V59H203ZM203 60L201 59V61L203 62ZM244 60V59H243ZM242 60V61H243ZM246 60V59H245ZM264 60V59H263ZM19 61V60H18ZM41 61V60H40ZM39 61V62H40ZM126 61V62H127ZM212 61V60H211ZM215 61H216V59H215ZM241 61V62H242ZM253 61V60H252ZM256 61V60H255ZM7 62V61H6ZM8 62H9V60H8ZM73 62H74V60H73ZM82 62V61H81ZM117 62V61H116ZM150 62H152V61H150ZM178 62H180V61H178ZM178 62H177V64H178ZM188 62V61H187ZM246 62H248V61H246ZM257 62V61H256ZM83 63V65H84V62H82ZM81 63V64H82ZM97 63H99V62H97ZM101 63H103V62H101ZM105 63V62H104ZM159 63V65H161ZM176 63V62H175ZM217 63V62H216ZM216 63H214V64H216ZM221 63V62H220ZM245 63V62H244ZM252 63V62H251ZM9 64V63H8ZM7 64V65H8ZM11 64H13V63H11ZM76 63H74V65H75ZM88 64V63H87ZM91 64V63H90ZM90 64H89V66H90ZM150 64H152V63H150ZM173 64V63H172ZM191 64V65H190ZM203 64H204V62H203ZM210 64V63H209ZM213 64V65H214ZM247 64V63H246ZM234 65V64H233ZM232 65V66H233ZM240 65V64H239ZM263 65V64H262ZM15 66V65H14ZM28 66V65H27ZM31 66V65H30ZM125 66H126V64H125ZM128 66V65H127ZM174 66V65H173ZM177 66V65H176ZM203 66V65H202ZM245 66H247V65H245ZM256 66H258L259 67V65H258V63H257V65ZM34 67V66H33ZM85 67V66H84ZM96 67V66H95ZM157 67V66H156ZM155 67V68H156ZM219 67V66H218ZM234 67V66H233ZM236 67V66H235ZM261 68H262V66H260ZM8 68H10V67H8ZM13 68V70L16 68H14V67H12ZM29 68V67H28ZM125 68V67H124ZM150 68H152V67H150ZM154 68V67H153ZM152 68V69H153ZM215 68V67H214ZM213 68V69H214ZM247 68V67H246ZM251 68V67H250ZM254 67L252 66V69H253ZM260 68V69H261ZM6 69V68H5ZM5 69H4V71H5ZM30 69V68H29ZM161 69V68H160ZM163 69V68H162ZM161 69V70H162ZM167 69V68H166ZM175 69V68H174ZM178 69V68H177ZM187 69H188V67H187ZM193 69V70H194ZM207 69V68H206ZM208 69H209V67H208ZM237 69V68H236ZM264 69V68H263ZM28 70V69H27ZM72 70V69H71ZM70 70V71H71ZM179 70V69H178ZM241 70H243V69H241ZM245 70V69H244ZM3 71V72H4ZM15 71V70H14ZM22 71V70H21ZM26 71V70H25ZM24 71V72H25ZM74 71H75V69H74ZM121 71V69L119 70V72ZM123 71V70H122ZM121 71V72H122ZM157 71V70H156ZM180 71V70H179ZM186 71V70H185ZM199 71V70H198ZM227 71V70H226ZM251 71V70H250ZM249 71V72H250ZM257 71H259V70H257ZM16 72H18V70H16ZM212 72H213V70H212ZM249 72H248V74H249ZM10 73V72H9ZM73 73V72H72ZM81 73V72H80ZM123 73V72H122ZM157 73V72H156ZM168 73H169V71H168ZM181 73V72H180ZM188 73V72H187ZM194 73H196V72H194ZM225 73V72H224ZM235 73V72H234ZM255 73V72H254ZM258 72H256L255 74H257ZM16 74V73H15ZM119 74H121V73H119ZM167 74V73H166ZM177 74V73H176ZM189 74V73H188ZM211 74V73H210ZM219 74H220V72H219ZM264 74V73H263ZM3 75V74H2ZM10 75V74H9ZM18 75V74H17ZM71 75V74H70ZM76 75V74H75ZM156 75V74H155ZM159 75V74H158ZM161 75V74H160ZM215 74L213 73V76H214ZM220 75H222V72H221V74ZM250 75H251V73H250ZM254 75V74H253ZM258 75V74H257ZM79 76H80V74H79ZM122 76V75H121ZM170 76V75H169ZM188 76V75H187ZM200 76V75H199ZM212 76V77H213ZM224 76H225V74H224ZM229 76V75H228ZM234 76V75H233ZM232 76V77H233ZM252 76V75H251ZM26 78H30L31 79V75H26L25 76ZM76 77V76H75ZM118 77V76H117ZM122 77H124V76H122ZM153 77V76H152ZM155 77V76H154ZM193 77V76H192ZM201 77V76H200ZM199 77V78H200ZM217 77H218V75H217ZM241 77V76H240ZM264 77V76H263ZM262 77V78H263ZM12 78V77H11ZM16 78V77H15ZM18 78V77H17ZM176 78V77H175ZM188 78V77H187ZM208 78H210V76H208ZM219 78V77H218ZM230 78H231V76H230ZM248 78H249V76H248ZM251 78V77H250ZM250 78L248 79V80H250ZM255 78H257V77H255ZM29 79V80H30ZM73 79V78H72ZM77 79V78H76ZM76 79H74L73 81H74V83H72V84H68V86L69 85H74L75 86V84L76 83H80L81 82V80H80V78H79V80H76ZM118 79H120V78H118ZM117 79V80H118ZM122 79V78H121ZM153 79V78H152ZM180 79V78H179ZM217 79V78H216ZM221 79V78H220ZM228 79V78H227ZM239 79V78H238ZM10 80V79H9ZM28 80V81H29ZM76 80V81H75ZM123 80V79H122ZM144 80V79H143ZM147 80H149L148 78H147ZM155 80H157V79H155ZM172 80V79H171ZM193 80V79H192ZM212 80V79H211ZM210 80V81H211ZM219 80V79H218ZM224 80H225V78H224ZM260 80V79H259ZM263 80V79H262ZM84 81H82V82H84ZM113 81H111V82H113ZM150 81V80H149ZM178 81V80H177ZM176 81V82H177ZM187 81H189V79L187 80ZM195 81V80H194ZM232 81H233V78H232ZM238 81V80H237ZM251 81V80H250ZM264 81V80H263ZM37 82H39V81H37ZM81 82V83H82ZM152 82V81H151ZM154 83H155V81H153ZM198 82V81H197ZM204 82H205V80H204ZM216 82V81H215ZM219 83H220V81H218ZM243 83L245 82V81H242ZM258 82V81H257ZM261 82V81H260ZM30 83L31 84H33L31 81H30ZM55 83V82H54ZM115 83V82H114ZM159 83V82H158ZM163 83V82H162ZM166 83V82H165ZM195 83V82H194ZM200 83V82H199ZM56 84V83H55ZM63 85H59V87H56V88H54V89H52V90H49V91H47V92H45V93H43V94H41L40 96H36L35 98L33 97V100H30V102H28L27 101V103L26 104H23L22 103V105H17V106H15V107H12L10 110H8V111H3V112H0V117L2 116V113L4 114V115H6V116H9L10 118H11V120H15V121H17V120H19L20 118H21V111L23 110L22 108L24 107V106H26V108H27V106H29V105H32V104H35L36 102H38L40 99H42V97L43 96H45L46 94H50V93H52V92H55V91H59V90H61L62 88H64V87H66L67 86V84H65V83H62ZM117 84V83H116ZM125 84V83H124ZM144 84V83H143ZM142 84V85H143ZM160 84V83H159ZM158 84V85H159ZM167 84V83H166ZM198 84V83H197ZM212 84V83H211ZM221 84V83H220ZM263 84H264V82H263ZM54 85V84H53ZM80 85V84H79ZM78 85V86H79ZM83 85V84H82ZM89 85V84H88ZM95 85V84H94ZM141 85V84H140ZM149 85H151V84H149ZM155 85H157V84H155ZM162 85V84H161ZM169 85V84H168ZM177 85V84H176ZM195 85V84H194ZM200 85V84H199ZM198 85V86H199ZM203 85H205V83L203 84ZM229 85V84H228ZM246 85V84H245ZM87 86V85H86ZM117 86H118V84H117ZM116 86V87H117ZM144 86V85H143ZM147 86V85H146ZM188 86V85H187ZM213 86V85H212ZM216 86V85H215ZM219 86V85H218ZM250 86V85H249ZM85 87V86H84ZM92 87V86H91ZM95 87V88H96ZM111 87V85L109 86V88ZM119 87H121V85L119 86ZM125 88L126 87H128V86H124ZM124 87H123V89H124ZM133 87V86H132ZM148 87V86H147ZM150 87H152V86H150ZM153 87H154V85H153ZM205 87V86H204ZM217 87V86H216ZM257 87H258V85H257ZM262 87V86H261ZM67 88V87H66ZM118 88V87H117ZM122 88V87H121ZM134 88V87H133ZM137 88V87H136ZM142 87H140V89H141ZM149 88V87H148ZM158 88V87H157ZM219 88H220V86H219ZM218 88V89H219ZM240 88V87H239ZM18 89V88H17ZM20 89V88H19ZM18 89V90H19ZM131 89V88H130ZM138 89V88H137ZM143 89V88H142ZM141 89V90H142ZM154 89V88H153ZM162 89V88H161ZM179 89V88H178ZM208 89H209V87H208ZM216 89V88H215ZM214 89V90H215ZM245 89V88H244ZM253 89V88H252ZM257 89V88H256ZM70 90V89H69ZM72 90V89H71ZM74 90V89H73ZM101 90V89H100ZM104 90V89H103ZM112 90V89H111ZM110 90V91H111ZM117 90V89H116ZM128 90H129V88H128ZM135 90V89H134ZM187 90V89H186ZM196 90V89H195ZM85 91V90H84ZM109 91V90H108ZM124 91V90H123ZM157 91H159L158 89H157ZM170 91V90H169ZM178 91H180V89L178 90ZM216 91V90H215ZM224 91V90H223ZM259 91V90H258ZM261 91V90H260ZM61 92V91H60ZM97 92V91H96ZM114 92V91H113ZM125 92V91H124ZM124 92H122L123 94H124ZM131 92H133V91H131ZM137 92V91H136ZM134 93V94H136L137 95V93ZM142 92V91H141ZM145 92V91H144ZM150 92V91H149ZM162 92V91H161ZM196 92V91H195ZM200 92V91H199ZM198 92V93H199ZM240 92V91H239ZM263 92V91H262ZM72 93V92H71ZM70 93V94H71ZM76 93V92H75ZM83 93V92H82ZM81 93V94H82ZM84 93H87V91L86 92H84ZM146 93V92H145ZM151 93V92H150ZM153 93L154 94H156L154 91H153ZM152 93V94H153ZM158 93V92H157ZM191 93V92H190ZM201 93V92H200ZM208 93V92H207ZM209 93H211V92H209ZM245 93H247V92H245ZM255 93V92H254ZM60 94V93H59ZM62 94V93H61ZM72 94H74V93H72ZM79 94V93H78ZM100 94H102V93H100ZM126 94V93H125ZM127 94L129 95V93H128V91H127ZM133 94V93H132ZM131 94V95H132ZM139 94V93H138ZM222 94V93H221ZM220 94V95H221ZM226 94V93H225ZM258 94V93H257ZM76 95V94H75ZM128 95H125V96H128ZM131 95H129V98H130V96ZM140 95V94H139ZM142 95H143V93H142ZM150 95V94H149ZM157 95V94H156ZM181 95H182V93H181ZM189 95V94H188ZM198 95V94H197ZM200 95V94H199ZM218 95V94H217ZM241 95V94H240ZM251 95H252V93H251ZM253 95H255V94H253ZM252 95V96H253ZM49 96V95H48ZM90 96V95H89ZM99 96H102V95H99ZM104 96V95H103ZM114 96L116 97V93L113 95V97H112V99L114 98ZM164 96V95H163ZM168 96V95H167ZM211 96H212V94H211ZM245 96V95H244ZM248 96V95H247ZM27 97V96H26ZM65 97V96H64ZM145 97H147V96H144V98ZM149 97H151V95L149 96ZM149 97H147V98H149ZM194 97V96H193ZM220 97V96H219ZM225 97H227V96H225ZM242 97H243V95H242ZM254 97V96H253ZM253 97H252V99H253ZM79 98V97H78ZM82 98H83V95H82ZM81 98V99H82ZM90 98V97H89ZM105 98H106V96H105ZM110 98V97H109ZM124 98V97H123ZM126 98V97H125ZM124 98V99H125ZM128 98V97H127ZM217 98H218V96H217ZM228 98V97H227ZM240 98V97H239ZM249 98H250V96H249ZM77 99V98H76ZM87 99V98H86ZM164 99V98H163ZM170 99V98H169ZM168 99V100H169ZM177 99V98H176ZM189 99V98H188ZM196 99H198V98H196ZM231 99V98H230ZM243 99H245L244 97H243ZM243 99H242V102H243ZM46 100V99H45ZM66 100V99H65ZM80 100V99H79ZM107 100H108V98H107ZM115 100V99H114ZM127 100H129V99H127ZM138 100H140V102L142 101V98H140L139 96L138 97H132V99L130 98V101H128V103H127V106L129 107V110H130V112H131V114L132 115H134V116H138V117H141V116H144V115H146V116H149V114L148 113H145L144 111H142L141 109H139L138 107H137V101ZM190 100V99H189ZM207 100V99H206ZM212 100V99H211ZM235 100H236V98H235ZM240 100V99H239ZM66 101H68V100H66ZM75 101V100H74ZM90 101V100H89ZM149 101H150V99H149ZM170 101V100H169ZM169 101H167V103L169 102ZM194 101V100H193ZM205 101V100H204ZM225 101H227V99L225 100ZM237 101V100H236ZM235 101V102H236ZM26 102V101H25ZM123 102H125V101H123ZM127 102V101H126ZM191 102V101H190ZM197 102V106H198V100L196 101ZM241 102V103H242ZM246 102V101H245ZM259 102V101H258ZM258 102H256V104L258 103ZM70 103V102H69ZM72 104H74L73 102H71ZM110 103H112V101L110 102ZM115 103H116V101H115ZM194 103V102H193ZM211 103V102H210ZM213 103H214V101H213ZM218 103V102H217ZM228 103V102H227ZM233 103V102H232ZM261 103V102H260ZM42 104H44V103H42ZM169 104H171V103H169ZM203 104V103H202ZM219 104V103H218ZM259 104V103H258ZM24 105V106H23ZM97 105H98V110H99V113H100V115H102V116H107V115H104L105 113H104V111H103V100L101 101V99L97 102ZM165 105V104H164ZM163 105V106H164ZM172 105V104H171ZM170 105V106H171ZM188 105V104H187ZM193 105V104H192ZM191 105V107H193ZM205 105V104H204ZM211 105H214V104H211ZM250 105H251V103H250ZM32 106H34V105H32ZM51 106V105H50ZM83 106V105H82ZM85 106V105H84ZM91 106V105H90ZM166 106V105H165ZM164 106V107H165ZM258 106V105H257ZM263 106V105H262ZM88 107V106H87ZM113 107V106H112ZM121 107H122V104H121ZM124 107H125V104H124ZM195 107V106H194ZM193 107V108H194ZM223 107H224V105H223ZM236 107V105L234 106V108ZM252 107V106H251ZM30 108V107H29ZM60 108H62V107H60ZM84 108V107H83ZM147 108V107H146ZM167 108V107H166ZM165 108V109H166ZM208 108V107H207ZM225 109H226V106L224 107ZM224 108H223V110H224ZM257 108V107H256ZM25 109V108H24ZM56 109H57V107H56ZM64 109V108H63ZM110 109V108H109ZM112 109V108H111ZM121 109V108H120ZM144 109V108H143ZM161 109V108H160ZM159 109V112H161V110ZM177 113H178V121H179V134H180V137H182V139H184V141H185V145L186 144H192V146L194 145V147L195 148H197L198 146H196L195 145V143H194V141L193 140H195L196 142L199 140V138L196 136V134H193V133H197L196 132V130H197V128H196V130H195V132H192L193 130H191L192 128H191V126L193 127V125H191V123H192V120H195V118H197V117H199V116H195V115H197L199 112H198V110H197V114H195V113H192V111H188V109L183 105V104H181V103H179L178 104V107H177ZM195 109V108H194ZM198 109H200L199 107H198ZM215 109V108H214ZM213 109V110H214ZM227 109H228V107H227ZM226 109V110H227ZM76 110V109H75ZM88 110H89V107H88ZM119 110V109H118ZM151 110H153V109H151ZM171 110H173L172 108H171ZM242 110H243V108H242ZM250 110V109H249ZM58 111V110H57ZM81 111V110H80ZM175 111V110H174ZM195 111V110H194ZM203 111V110H202ZM201 111V112H202ZM207 111H208V109H207ZM237 111V110H236ZM245 111V110H244ZM263 111V110H262ZM261 111V112H262ZM35 112H38V111H35ZM62 112V111H61ZM63 112H65V111H63ZM77 112V111H76ZM108 112V111H107ZM121 112V111H120ZM126 112H127V110H126ZM165 112V111H164ZM196 112V111H195ZM205 112V111H204ZM248 112V111H247ZM256 112V111H255ZM69 113V112H68ZM68 113H67V117H68ZM71 113V112H70ZM125 113V112H124ZM152 113V112H151ZM211 113V112H210ZM216 113H217V111H216ZM215 113V114H216ZM222 113H224V111L222 112ZM231 113V112H230ZM257 113V112H256ZM64 114V113H63ZM88 114V113H87ZM153 114V113H152ZM174 114V113H173ZM212 114V113H211ZM218 114V113H217ZM216 114V115H217ZM226 114H227V112H226ZM228 114H229V112H228ZM234 114H235V112H234ZM238 114V113H237ZM247 114V113H246ZM254 114V113H253ZM252 114V115H253ZM262 114V113H261ZM58 115H60V113L58 114ZM79 115V114H78ZM77 115V116H78ZM125 115V114H124ZM123 115V116H124ZM159 115H161V114H159ZM164 115V114H163ZM202 115H203V113H202ZM245 115V114H244ZM263 115H264V113H263ZM6 116H4V117H6ZM122 116V115H121ZM220 116H222V115H220ZM231 116V115H230ZM254 116V115H253ZM255 116H256V114H255ZM61 117H62V115H61ZM86 117V116H85ZM131 117V116H130ZM201 117V116H200ZM216 117V116H215ZM229 117V116H228ZM236 117V115L235 116H233V118H235ZM248 117V116H247ZM246 117V118H247ZM258 117V116H257ZM256 117V118H257ZM264 117V116H263ZM77 118V117H76ZM89 118V117H88ZM111 118V117H110ZM109 118V119H110ZM124 118V117H123ZM122 118V119H123ZM127 118V117H126ZM142 118V117H141ZM160 118V117H159ZM158 118V119H159ZM174 118H175V114H174ZM205 118V117H204ZM217 118V117H216ZM229 118H231V117H229ZM249 118V117H248ZM252 118V117H251ZM59 119V118H58ZM72 119V118H71ZM86 119V118H85ZM89 119H91V118H89ZM118 119V118H117ZM164 119H165V117H164ZM177 119V118H176ZM200 118H198V120H199ZM206 119H208L207 117H206ZM205 119V120H206ZM215 119V118H214ZM239 119V118H238ZM237 119V120H238ZM245 119V118H244ZM63 120V119H62ZM81 120V119H80ZM103 120H104V118H103ZM114 120V119H113ZM119 120V119H118ZM127 119H125V121H126ZM202 121H203V119H201ZM218 119H216V121H217ZM231 120V119H230ZM249 120V119H248ZM254 120V119H253ZM66 121V120H65ZM90 121V120H89ZM124 121V120H123ZM157 121V120H156ZM155 121V122H156ZM3 122V121H2ZM52 122V121H51ZM67 122V121H66ZM70 122V121H69ZM85 123L87 122V121H84ZM114 122V121H113ZM197 122H201V121H197ZM212 122V121H211ZM241 122L242 123H245V122H243L242 120H241ZM248 122V121H247ZM52 123H54V121L52 122ZM79 123V122H78ZM133 123V122H132ZM131 123V124H132ZM137 123V122H136ZM158 123V122H157ZM174 123V122H173ZM194 123V122H193ZM203 123H204V121H203ZM228 123H230V121L228 122ZM235 123V122H234ZM257 123V122H256ZM260 123V122H259ZM61 124H63V123H61ZM60 124V125H61ZM65 124V123H64ZM75 124V123H74ZM99 124V123H98ZM105 124V123H104ZM107 124V123H106ZM105 124V125H106ZM110 123H108V125H109ZM119 124V123H118ZM130 124V125H131ZM134 124V123H133ZM133 124L131 125V126H133ZM175 124H176V122H175ZM174 124V125H175ZM200 124H202V123H199V125ZM211 124V123H210ZM246 124H248V123H246ZM258 124V123H257ZM264 124V123H263ZM72 125H73V123H72ZM108 125H106V126H108ZM114 125V124H113ZM125 125V124H124ZM130 125H129V127H130ZM154 125V128H155V124H153ZM153 125H151V126H153ZM158 125H161V124H158ZM158 125H156V126H158ZM197 125V124H196ZM195 125V126H196ZM226 125V124H225ZM228 125V124H227ZM231 125V124H230ZM240 125V124H239ZM243 125V124H242ZM56 127H57V125H55ZM80 126V125H79ZM97 126V125H96ZM162 126V125H161ZM223 126V125H222ZM235 126V125H234ZM238 126V125H237ZM247 126H249V125H247ZM52 127V126H51ZM61 127H62V125H61ZM67 127V126H66ZM112 127H114V126H112ZM125 127V126H124ZM159 127V126H158ZM175 127V126H174ZM177 127V126H176ZM218 129H219V127H218V124H217V126H216ZM224 127V126H223ZM241 127V126H240ZM263 127V126H262ZM73 128H76V126L75 127H73ZM100 128V127H99ZM103 128H105V127H103ZM136 128V127H135ZM222 128V127H221ZM238 128V127H237ZM264 128V127H263ZM55 129V128H54ZM59 129V128H58ZM77 129V128H76ZM113 129V128H112ZM144 129H146V128H144ZM149 129H150V127H149ZM160 129V128H159ZM218 129H216V130H218ZM225 129H226V127H225ZM235 129V128H234ZM233 129V130H234ZM242 129H245V128H243V126H242ZM251 129V128H250ZM249 129V130H250ZM255 129V128H254ZM80 130V129H79ZM81 130H83V131H86V130H84L83 128L81 129ZM80 130V131H81ZM108 130V129H107ZM116 130V129H115ZM120 130H121V128H120ZM156 130V132H157V128L155 129ZM174 130H175V128H174ZM227 131L229 130V129H226ZM256 130V129H255ZM264 130V129H263ZM6 131V130H5ZM54 131V130H53ZM87 131H90L88 128H87ZM110 131V130H109ZM127 132H128V130H126ZM130 131H131V129H130ZM150 131V130H149ZM148 131V132H149ZM152 131V130H151ZM150 131V132H151ZM201 131H203V130H201ZM200 131V132H201ZM207 131V130H206ZM209 131V130H208ZM238 131V130H237ZM240 131V130H239ZM243 131V130H242ZM242 131H240V132H242ZM245 131H246V129H245ZM55 132H57V131H55ZM82 132V131H81ZM80 132V133H81ZM102 132V131H101ZM104 132V131H103ZM105 132H107L106 130H105ZM170 132V131H169ZM175 132V131H174ZM174 132H172V134H174ZM204 132H205V129H204ZM203 132V133H204ZM219 132V131H218ZM218 132H216L217 134H218ZM234 132V131H233ZM54 133V132H53ZM79 133V134H80ZM87 133V132H86ZM90 133V132H89ZM108 133V132H107ZM113 133V135H115L114 134V131L112 132ZM111 133V134H112ZM117 133V132H116ZM135 133H137V131L135 132ZM143 133V132H142ZM152 133H154V132H152ZM163 133V132H162ZM161 133V134H162ZM177 133V132H176ZM208 133V132H207ZM215 133V132H214ZM223 133H224V131H223ZM243 133V132H242ZM252 133V132H251ZM250 133V134H251ZM257 133V132H256ZM58 134H59V132H58ZM94 134H95V132H94ZM96 134H98V132L96 133ZM102 134V133H101ZM122 134V133H121ZM131 134H132V131H131ZM149 134H151V133H149ZM157 135H159L160 133H159V131H158V133H156ZM168 134V133H167ZM211 134H213L212 132L210 133V135ZM236 134H238L237 132H236ZM244 134V133H243ZM247 135H249L248 133H246ZM253 134V133H252ZM86 135V134H85ZM84 135V136H85ZM133 135H135V134H133ZM138 135V134H137ZM143 135V134H142ZM170 135V134H169ZM177 135V134H176ZM198 135V134H197ZM202 135V134H201ZM206 135H209V134H206ZM210 135L209 136H205L206 138H204V137H200V135H199V137H200V139L201 138H204L205 139V141H206V139H207V137H210ZM225 135V134H224ZM227 135V134H226ZM88 136V135H87ZM95 136V135H94ZM101 136V135H100ZM107 136H110V135H107ZM136 136V135H135ZM144 136V135H143ZM143 136H141V137H143ZM150 135H148V137H149ZM222 136V135H221ZM233 137H231V135H229L228 137H231V138H235V137H237V136H235L234 137V135H232ZM242 136H244V135H242ZM241 136V137H242ZM52 137H54V136H52ZM83 137V136H82ZM89 137V136H88ZM112 137V136H111ZM130 137V136H129ZM128 137V138H129ZM137 137V136H136ZM148 137H145V138H147L148 139ZM153 137H155V133H154V136ZM158 137V136H157ZM157 137H156V139H157ZM174 137V136H173ZM172 137V138H173ZM180 137H179V139H180ZM214 137V136H213ZM212 137V138H213ZM227 137V136H226ZM247 137V136H246ZM258 137V136H257ZM256 137V138H257ZM85 138V137H84ZM104 138V137H103ZM144 138V137H143ZM164 138V137H163ZM215 138V137H214ZM222 138V137H221ZM249 138V137H248ZM54 139V138H53ZM124 139V138H123ZM150 139V138H149ZM159 139H160V136H159ZM175 139V138H174ZM211 139V138H210ZM216 139V138H215ZM214 139V140H215ZM227 139V138H226ZM258 139L259 138H257L256 139V141H258ZM60 140V139H59ZM73 140H75L74 138H73ZM80 140V139H79ZM100 140H102V139H100ZM117 140V139H116ZM137 140V139H136ZM136 140H135V142H136ZM153 140V139H152ZM151 140V141H152ZM163 140V139H162ZM162 140H160V142L162 143H164V141H162ZM247 140V139H246ZM81 141V140H80ZM83 141H84V139H83ZM94 141V140H93ZM103 141V140H102ZM111 141V140H110ZM110 141H108V142H110ZM128 141V140H127ZM142 141H144V140H142ZM159 141V140H158ZM165 141H166V139H165ZM204 141V140H203ZM223 141V140H222ZM221 141V142H222ZM232 141V140H231ZM238 141V140H237ZM240 141V140H239ZM250 141V140H249ZM254 142H255V140H253ZM253 141H251V142H253ZM262 141V140H261ZM260 141V142H261ZM52 142V141H51ZM60 142V141H59ZM58 142V143H59ZM62 142V141H61ZM118 142V141H117ZM117 142H115L116 144H117ZM121 142V141H120ZM132 142V141H131ZM153 142V141H152ZM151 142V143H152ZM180 142V141H179ZM211 142V141H210ZM216 142H217V144H218V141L216 140ZM224 142H225V139H224ZM223 142V143H224ZM229 142V141H228ZM227 142V143H228ZM247 142V141H246ZM246 142H244L245 144H246ZM251 142H249L250 144H251ZM263 142V141H262ZM158 142H157V140H156V144H157ZM162 143V144H163ZM168 143V142H167ZM178 143V142H177ZM207 143H208V141H207ZM212 143H214V142H212ZM232 143V142H231ZM239 143H241V142H239ZM247 144V148L249 147L250 149L252 148V146H250V144ZM256 143V142H255ZM264 143V142H263ZM8 144V143H7ZM50 144H52V143H50ZM55 144H57V143H55ZM77 144V143H76ZM82 144V143H81ZM84 144V143H83ZM102 144H106V143H103L102 142ZM128 144H130V143H128ZM153 144V143H152ZM151 144V145H152ZM198 144H199V146H200V144H202V143H199L198 142ZM204 144V143H203ZM210 144V143H209ZM215 144V143H214ZM213 144V145H214ZM222 144V143H221ZM226 144V143H225ZM233 144V143H232ZM234 144H236V142L234 143ZM238 144V143H237ZM243 144V143H242ZM6 145V144H5ZM70 145V144H69ZM107 145V144H106ZM124 145H126V144H124ZM170 145V144H169ZM262 145V144H261ZM260 145V146H261ZM83 146V145H82ZM109 146H111V144L109 145ZM131 146H133V145H130V147ZM144 146H146V144L144 145ZM148 146V145H147ZM155 146V145H154ZM160 146H162V145H160ZM180 146V145H179ZM178 146V147H179ZM208 146H210V145H208ZM215 147H216V145H214ZM218 146V145H217ZM224 146H226V145H224ZM236 146V145H235ZM234 146V147H235ZM239 146V150H240V145H238ZM246 146V145H245ZM256 146V145H255ZM57 147V146H56ZM69 147V146H68ZM72 147V146H71ZM84 147H86V146H84ZM88 147H90V146H88ZM87 147V148H88ZM91 147H92V145H91ZM102 147H105L104 145L102 146ZM112 148H113V145L111 146ZM127 147V146H126ZM129 147V146H128ZM141 147V146H140ZM173 147V146H172ZM171 147V148H172ZM181 147V146H180ZM186 147H187V145H186ZM211 147V146H210ZM213 147V146H212ZM242 147V146H241ZM259 147V146H258ZM81 148H83V147H81ZM106 148V147H105ZM108 148V147H107ZM133 148H134V146H133ZM132 148V149H133ZM148 148V147H147ZM151 148V147H150ZM156 148V147H155ZM174 148V147H173ZM225 148V147H224ZM228 148V147H227ZM243 148H245V147H243ZM246 148V149H247ZM255 148V147H254ZM37 149V148H36ZM54 149V148H53ZM63 149V148H62ZM93 149V148H92ZM109 149V148H108ZM122 149V148H121ZM144 149V148H143ZM167 149V148H166ZM178 149H180V148H178ZM184 149V148H183ZM192 149V148H191ZM198 149H199V151H197V150H194V151H196L197 152V154H202V155H204V154H206L208 151H200V149H201V147L199 148L198 147ZM230 149V148H229ZM228 149V150H229ZM242 149V148H241ZM245 149V150H246ZM38 150V149H37ZM46 150V149H45ZM100 150V149H99ZM114 150H115V148H114ZM134 150V149H133ZM132 150V151H133ZM141 150V149H140ZM139 150V148H138V151H140ZM145 150V149H144ZM151 150V149H150ZM162 150V149H161ZM164 151H165V149H163ZM170 150V149H169ZM188 150V149H187ZM202 150V149H201ZM226 150V149H225ZM234 150V149H233ZM239 150H237V151H239ZM252 150H253V148H252ZM257 150V149H256ZM6 151V150H5ZM42 151V150H41ZM44 151V150H43ZM55 151H57V150H55ZM80 151V150H79ZM88 151V150H87ZM86 151V152H87ZM116 151V150H115ZM129 151V150H128ZM135 151V150H134ZM137 151V152H138ZM146 151V150H145ZM144 151V152H145ZM156 151H158V149L156 150ZM181 151H182V149H181ZM219 151H221V150H219ZM37 152V151H36ZM59 152V151H58ZM100 152V151H99ZM114 152V151H113ZM130 152V151H129ZM136 152V153H137ZM146 152H149V151H146ZM146 152H145V154H146ZM163 152V151H162ZM171 152H173V151H171ZM182 152H184V150L182 151ZM191 152V151H190ZM190 152H188L189 154H190ZM210 152V151H209ZM213 152H214V150H213ZM222 152V151H221ZM225 152L227 153V151H224V155H225ZM243 152V151H242ZM242 152H241V155H242ZM260 152H261V148H260ZM4 153V152H3ZM38 153V152H37ZM68 153V152H67ZM101 153V152H100ZM107 153V152H106ZM131 153H134V152H131ZM158 153H159V151H158ZM164 153V152H163ZM210 153H212V152H210ZM41 154V153H40ZM53 154H55L54 152H53ZM63 154V153H62ZM83 154V153H82ZM90 155H91V153H89ZM93 154V153H92ZM115 154H117V153H115ZM114 153H113V155H115ZM119 154H120V151H119ZM139 154V153H138ZM144 154V155H145ZM148 154V153H147ZM162 154V153H161ZM170 154V153H169ZM174 154V153H173ZM183 154V153H182ZM235 155L237 154L236 152L234 153ZM245 154H246V152H245ZM259 154H263V160H264V153L263 152H261V153H259ZM8 155V154H7ZM80 155V154H79ZM109 155V154H108ZM131 155V154H130ZM139 155H141V154H139ZM138 155V156H139ZM143 155V156H144ZM160 155V154H159ZM163 155V154H162ZM184 156H185V154H183ZM196 155V154H195ZM202 155H199V156H202ZM216 155V154H215ZM222 155V154H221ZM231 155H233V154H231ZM230 154L228 155V156H231ZM62 156H64V155H62ZM81 156V155H80ZM93 156V155H92ZM97 156V155H96ZM106 156V155H105ZM112 156V155H111ZM133 156V155H132ZM148 156L150 157V154H148ZM164 156V155H163ZM162 156V157H163ZM175 156V155H174ZM192 155H190V157H191ZM205 156V155H204ZM208 157H210L211 156V154H210V156H209V154L207 155ZM246 156V155H245ZM82 157V156H81ZM86 156H84V158H85ZM109 157V156H108ZM117 157V156H116ZM142 157V156H141ZM146 157V156H145ZM148 157V158H149ZM167 157H169L168 155H167ZM166 157V158H167ZM171 157V156H170ZM222 157V156H221ZM224 157H226V156H224ZM223 157V158H224ZM235 157H237V155L235 156ZM41 158H43V157H41ZM70 158V157H69ZM118 158H119V156H118ZM144 158V157H143ZM147 158V159H148ZM158 158H159V156H158ZM193 158V157H192ZM202 158V157H201ZM216 158V157H215ZM242 158V157H241ZM247 158V157H246ZM76 159H78V158H76ZM93 159V158H92ZM100 159H101V157H100ZM104 159V158H103ZM106 159V158H105ZM116 159V158H115ZM120 159V158H119ZM122 159V158H121ZM132 159V158H131ZM156 159V158H155ZM184 159H185V157H184ZM197 159H198V157H197ZM203 159V158H202ZM205 159H208V158H205ZM228 159V158H227ZM233 159H235V158H233ZM237 159V158H236ZM239 159V158H238ZM250 159V158H249ZM80 160V159H79ZM99 160V159H98ZM111 160V159H110ZM118 160V159H117ZM127 160V159H126ZM125 160V161H126ZM140 160V159H139ZM145 160V159H144ZM195 160V159H194ZM199 160V159H198ZM197 160V161H198ZM201 160V159H200ZM199 160V161H200ZM220 160H221V158H220ZM258 160V159H257ZM261 160V159H260ZM43 161V160H42ZM61 161H62V163H64L63 164V168L66 170V168H68V167H70L69 166V162L65 159V156L61 159ZM69 161H72V160H69ZM97 161V160H96ZM113 161V160H112ZM121 161V160H120ZM124 161V160H123ZM134 161V160H133ZM132 161V162H133ZM136 161V160H135ZM147 161H150L151 162V160H150V158H149V160H147ZM146 161V162H147ZM154 161H157V159L156 160H154ZM169 161H170V159H169ZM171 161H173V160H171ZM171 161H170V163H171ZM192 161V160H191ZM206 161V160H205ZM213 161V160H212ZM238 161H240V160H238ZM246 161V160H245ZM245 161H244V163H245ZM249 161V160H248ZM250 161H251V159H250ZM254 161H256V159L254 160ZM259 161V160H258ZM46 162V161H45ZM80 162V161H79ZM98 162V161H97ZM105 162V161H104ZM118 162H119V160H118ZM140 162V161H139ZM149 162V163H150ZM158 162V161H157ZM178 162H180V161H178ZM185 162V161H184ZM189 162V161H188ZM187 162V163H188ZM193 162V161H192ZM204 162V161H203ZM207 162V161H206ZM209 162V161H208ZM232 162V161H231ZM233 162H234V160H233ZM40 163V162H39ZM59 163V162H58ZM92 163V162H91ZM94 163H95V161H94ZM111 164H112V162H110ZM141 163V162H140ZM153 163H155V162H153ZM167 163H168V161H167ZM166 163V164H167ZM181 163V162H180ZM194 163V162H193ZM196 163V162H195ZM198 163V162H197ZM196 163V165H199L200 163H198L197 164ZM202 163V162H201ZM242 163V162H241ZM252 163V162H251ZM41 164V163H40ZM46 164V163H45ZM101 164V163H100ZM108 164V166H109V163H107ZM106 164V165H107ZM123 164V163H122ZM132 164V163H131ZM151 164V163H150ZM159 164V163H158ZM157 164V165H158ZM162 164V163H161ZM172 164V163H171ZM192 164V163H191ZM208 164L209 163H207V167H208ZM213 164V163H212ZM235 164V163H234ZM236 164H238V162L236 161ZM252 164H254V162L252 163ZM252 164H249V166L247 167L248 168V171L247 172H245L246 170H244V172H245V175H241L240 174V176H242L243 177V179L242 180H244L245 182H252V183H259L260 182V185L262 184V183H264L263 181H264V179L262 180V174L260 173V168H259V170L255 167V166H253ZM257 164V163H256ZM259 164H261V163H259ZM24 164H23V162H22V165H20V166H23ZM34 165H35V163H34ZM75 165H76V163H75ZM88 165V164H87ZM124 165V164H123ZM125 165H127V164H125ZM170 165V164H169ZM173 165V164H172ZM178 165V164H177ZM181 165V164H180ZM185 165V164H184ZM188 165V164H187ZM194 165V164H193ZM203 165V164H202ZM222 165V164H221ZM239 165V164H238ZM243 165V164H242ZM25 166H28V165H25ZM36 166V165H35ZM41 166H42V164H41ZM45 166V165H44ZM85 166H86V164H85ZM85 166H84V170H85ZM112 166V165H111ZM128 166H130V164L128 165ZM133 165H131V167H132ZM161 167H163V166H165V164L164 165H160ZM186 166V165H185ZM222 166H224V165H222ZM228 166V165H227ZM231 166V165H230ZM30 167V166H29ZM33 167V166H32ZM37 167V166H36ZM74 167V166H73ZM77 167H78V165H77ZM101 167V166H100ZM130 167V168H131ZM135 167V166H134ZM139 167H141V166H138V168ZM153 167V166H152ZM160 167V168H161ZM169 167V166H168ZM167 167V168H168ZM172 167V166H171ZM180 168H181V166H179ZM178 167V168H179ZM204 167V166H203ZM206 167V166H205ZM221 167V166H220ZM243 167V166H242ZM46 168H47V166H46ZM119 168V167H118ZM121 168V167H120ZM127 168V167H126ZM137 168V169H138ZM141 168H143V167H141ZM155 168H156V166H155ZM185 168V167H184ZM188 168V167H187ZM202 168V167H201ZM224 168H225V166H224ZM237 168V167H236ZM263 168V167H262ZM1 169V168H0ZM26 169V168H25ZM37 169V168H36ZM98 169V168H97ZM103 169V168H102ZM107 169V168H106ZM123 169V168H122ZM154 169V168H153ZM170 169V168H169ZM191 169H193V167L191 168ZM198 169H200V168H198ZM197 169V170H198ZM213 169V168H212ZM221 169V168H220ZM233 169V168H232ZM242 169V168H241ZM264 169V168H263ZM27 170V169H26ZM82 170V169H81ZM108 170V172L110 173L111 171H109V169H107ZM106 170V171H107ZM113 170V169H112ZM121 170V169H120ZM119 170V171H120ZM130 170V169H129ZM132 170H133V168H132ZM132 170H130V171H132ZM139 170V169H138ZM138 170H136V171H138ZM149 170H150V168H149ZM158 170V169H157ZM162 170V169H161ZM187 170H189L190 171V169H187ZM195 170H196V167H195ZM205 170H207V169H205ZM217 170V169H216ZM31 171V170H30ZM40 171V170H39ZM91 171H92V169H91ZM118 171V172H119ZM123 171H124V169H123ZM142 171V170H141ZM153 171V170H152ZM164 171V170H163ZM162 171V172H163ZM188 171V172H189ZM192 171V170H191ZM190 171V172H191ZM219 171V170H218ZM34 172V171H33ZM36 172V171H35ZM72 172V171H71ZM70 172V173H71ZM80 172H82V171H80ZM87 172H88V170H87ZM93 172V171H92ZM91 172V173H92ZM107 172V173H108ZM129 172V171H128ZM149 172H151V171H149ZM159 172H160V170H159ZM205 172V171H204ZM210 172V171H209ZM208 172V173H209ZM227 172H228V169H227ZM244 172L242 173V174H244ZM263 172V171H262ZM1 173H4L3 172V170H2V172ZM39 173V172H38ZM42 173H43V171H42ZM61 173V172H60ZM86 173V172H85ZM89 173V172H88ZM87 173V174H88ZM97 173V172H96ZM102 173H103V170H102ZM105 174H106V172H104ZM112 173V172H111ZM123 173H125V172H123ZM130 173V172H129ZM133 173V172H132ZM143 173V172H142ZM152 173H154V172H152ZM161 173V172H160ZM159 173V174H160ZM172 173V172H171ZM186 173H187V171H186ZM192 173V172H191ZM206 173V172H205ZM213 173V172H212ZM218 173V172H217ZM224 173H225V171H224ZM239 173H241L240 171H239ZM238 172H237V175H235V177L236 176H238V174H239ZM78 174V173H77ZM122 174V173H121ZM155 174H156V172H155ZM159 174H158V176H159ZM161 174H163V173H161ZM161 174H160V176H161ZM193 174H195V173H193ZM197 174V173H196ZM201 174V173H200ZM219 174V173H218ZM25 175V174H24ZM71 175H72V173H71ZM74 176H75V174H73ZM78 175H80V174H78ZM84 175H86V174H84ZM83 175V176H84ZM107 175V174H106ZM111 175V174H110ZM129 175V174H128ZM127 175V176H128ZM130 175H132V174H130ZM136 175V174H135ZM143 175V174H142ZM149 175V174H148ZM147 175V176H148ZM166 175V174H165ZM180 175H181V173H180ZM213 175V174H212ZM222 175V174H221ZM45 176V175H44ZM59 176V175H58ZM63 176V175H62ZM90 176V175H89ZM101 176H102V174H101ZM105 176V175H104ZM124 176V175H123ZM127 176H125V178H127ZM144 176V175H143ZM143 176H142V178H143ZM169 176V175H168ZM171 176V175H170ZM175 176V175H174ZM196 176V175H195ZM208 176V175H207ZM219 176V175H218ZM218 176H216V178H218ZM240 176H239V180H240ZM10 177V176H9ZM33 177H34V179H33ZM65 177H66V175H65ZM65 177H63V178H65ZM72 177V176H71ZM70 177V178H71ZM85 177V176H84ZM84 177H80V179L79 180H81V178H84ZM86 177H87V175H86ZM91 177H92V175H91ZM93 177H95V176H93ZM103 177V176H102ZM107 177V176H106ZM111 177H112V175H111ZM132 177V176H131ZM162 177V176H161ZM172 177V176H171ZM181 177V176H180ZM197 177V176H196ZM200 177V176H199ZM202 177V176H201ZM200 177V178H201ZM209 177V176H208ZM221 177V176H220ZM219 177V178H220ZM232 177V176H231ZM263 177H264V175H263ZM62 178V177H61ZM130 178V177H129ZM135 178H136V176H135ZM155 178H156V176H155ZM166 178V177H165ZM185 178V177H184ZM190 179H187L186 180V178H185V180H186V182H184L185 184L186 183H189V185L190 184H193V180L194 179H196V178H194L193 179V177H189ZM204 178V177H203ZM215 178V177H214ZM222 178H223V176H222ZM224 178H225V174H224ZM227 178V177H226ZM234 178V177H233ZM0 179H2V178H0ZM75 179V178H74ZM89 179V178H88ZM102 179V178H101ZM115 179V178H114ZM123 179V178H122ZM144 179V178H143ZM148 179V178H147ZM150 179V178H149ZM149 179H148V181H147V183L149 182ZM159 179V178H158ZM176 179H177V176H176ZM231 179V178H230ZM3 180V179H2ZM71 180V179H70ZM90 180V179H89ZM96 180V179H95ZM109 180L110 179H107V181L109 182ZM118 180V179H117ZM166 180H168V178H166ZM198 180V178L196 179V181ZM214 180V179H213ZM216 180H218L217 182L219 183V180L220 179H216ZM225 181L227 180L228 181V178L227 179H224ZM18 188H17V190H13V196L14 197H19V198H21V201H23V205L25 206V208L27 209V212L30 214V216H29V218H30V223L29 224H27V226H25V228H23V230H22V232L20 233V234H22V236H23V238H25L26 239V241L29 243V244H31V246L32 245H38V243H39V241H38V236L37 235H39V233H43L45 236H48V239H50L51 237L53 238L54 236H58V238H59V240L60 241H64V242H67V240L69 241V240H71V241H75V240H77V241H79V240H81L82 242H83V239L82 238H84V237H82L81 235H80V230L82 231V228H81V226L79 227V223H81L80 221H88L89 222V224H93V223H96L98 220L95 218V217H93V206H91L90 205V202H92L91 201V199L93 198L92 196V193H91V191L88 189V186H87V182L85 183V181L83 180H81L79 183H71L69 180H64V184H66V191L64 192V191H62L63 192V194H64V197L65 198H67V197H71V202H66V205H64V206H62V212H63V214H58L57 212H56V210H55V208H54V204H53V202L49 199V195L47 194V193H45V192H43V190H41V188H39V186H40V184H38V182H39V180H38V177H36V176H32V175H28V173L26 174V176H24V177H19V179H18ZM93 181V180H92ZM92 181H90V183L92 182ZM102 181V180H101ZM111 181V180H110ZM116 181V180H115ZM130 181V180H129ZM155 181H157V179H155ZM170 181V180H169ZM178 181V180H177ZM180 181V180H179ZM178 181V182H179ZM208 181H209V179H208ZM211 181V180H210ZM224 181V182H225ZM226 181V182H227ZM230 181H232V180H230ZM5 182V181H4ZM32 182H34V184L35 183H37L35 186H32L31 185V183ZM69 182V183H68ZM121 182V181H120ZM123 182V181H122ZM152 182V181H151ZM175 182V181H174ZM173 182V183H174ZM203 182H204V180H203ZM213 182H215V181H213ZM212 182V183H213ZM240 182H242V181H240ZM97 183V182H96ZM96 183H94V184H96ZM103 183H104V181H103ZM111 183H112V181H111ZM130 182H128V184H129ZM143 183H144V181L142 182V185H143ZM158 183H159V181H158ZM161 183V182H160ZM182 183V182H181ZM205 183H206V181H205ZM220 183H221V180H220ZM219 183V184H220ZM223 183V182H222ZM233 183H234V185L236 186V184H235V182H234V180H233ZM51 184H53V183H51ZM102 184V183H101ZM108 184V183H107ZM115 184V183H114ZM140 184H141V182H140ZM149 184H151V183H149ZM154 184V183H153ZM156 184V183H155ZM183 184V183H182ZM202 184H204V183H202ZM214 184V183H213ZM218 184V185H219ZM230 184V183H229ZM229 184H228V187H227V189L229 188ZM240 184V183H239ZM243 184V183H242ZM12 185V184H11ZM126 185V184H125ZM146 185H148V184H146ZM177 185H179V184H177ZM186 185H188V184H186ZM188 185V186H189ZM199 185V184H198ZM201 185V184H200ZM227 185V184H226ZM238 185V184H237ZM247 185V184H246ZM256 185V184H255ZM263 185V184H262ZM53 186V185H52ZM59 186V185H58ZM62 186H63V183H62ZM108 186H110V185H108ZM123 186V185H122ZM149 186V185H148ZM147 186V187H148ZM152 186V185H151ZM155 186V185H154ZM158 185L156 184V186L155 187H157ZM160 186V185H159ZM192 186V185H191ZM207 186V185H206ZM205 186V187H206ZM232 186V185H231ZM240 185H238V187H239ZM243 185H241V187H242ZM258 186V185H257ZM3 187V186H2ZM60 187V186H59ZM91 187H92V189L93 188H95V187H93L92 186V184H91ZM111 187V186H110ZM117 187V186H116ZM143 187V186H142ZM164 187V186H163ZM172 187V186H171ZM202 187V186H201ZM210 187V186H209ZM209 187H207V189L209 188ZM219 187V186H218ZM233 187V186H232ZM231 187V188H232ZM102 188H104L105 189V187H102ZM136 188V187H135ZM144 188V187H143ZM152 188H153V186H152ZM160 187H157V188H155L154 190H152L151 192V195H152V199L154 198V200H155V198H157V197H159L160 196V193H161V190L159 189ZM180 188H181V186H180ZM203 188V187H202ZM212 188V187H211ZM245 188H246V186H245ZM254 188V187H253ZM258 188V187H257ZM261 188V187H260ZM5 189H7V188H5ZM50 189H51V187H50ZM183 189H185V187L183 188ZM182 188H181V190H183ZM214 189V188H213ZM220 189V188H219ZM222 189V188H221ZM224 189V188H223ZM234 188H232V190H233ZM236 189H238V188H236ZM247 189H249V188H247ZM3 190V189H2ZM105 190H107V189H105ZM113 190V189H112ZM117 190V189H116ZM119 190V189H118ZM123 190V189H122ZM149 190H151V189H149ZM168 189H166V191H167ZM197 190H198V188H197ZM199 190H201L200 188H199ZM204 190V189H203ZM210 190V189H209ZM245 190V189H244ZM250 190H251V188H250ZM261 190V189H260ZM10 191V190H9ZM8 191V192H9ZM95 191H96V188H95ZM108 191H109V189H108ZM107 191V192H108ZM127 191H129V190H127ZM144 190L142 189V192H143ZM169 191V190H168ZM215 191V190H214ZM222 191V194L226 191H224L223 192V190H221ZM228 191V190H227ZM230 191V190H229ZM236 191V190H235ZM240 191H242V190H240ZM110 192V191H109ZM117 192V191H116ZM146 192H148V191H146ZM171 192V191H170ZM169 192V193H170ZM183 192V191H182ZM190 192H192L191 190H190ZM198 192V191H197ZM204 192V191H203ZM209 192V191H208ZM211 192H212V190H211ZM215 192H217V191H215ZM214 192V193H215ZM239 192V191H238ZM245 192V191H244ZM243 191L241 192V193H244ZM251 192H253V190L251 191ZM262 192H263V190H262ZM1 193V192H0ZM11 193H12V190H11ZM56 193V192H55ZM58 193V192H57ZM103 193V192H102ZM101 193V195L103 196V194ZM122 193H123V191H122ZM121 193V194H122ZM140 193V192H139ZM149 193V192H148ZM184 193V192H183ZM196 193V192H195ZM202 193V192H201ZM205 193V192H204ZM207 193V192H206ZM213 193V194H214ZM220 193V192H219ZM235 194H236V192H234ZM247 193V192H246ZM256 193V192H255ZM257 193H261L259 190H258V192ZM257 193H256V197H257ZM2 194L3 193H1V196H2ZM5 194V193H4ZM10 194V193H9ZM120 194V195H121ZM126 194V193H125ZM129 194V193H128ZM186 194V193H185ZM208 194V193H207ZM226 194H228L227 192H226ZM238 194V193H237ZM97 195H98V193H97ZM145 195V194H144ZM149 195V194H148ZM147 195V196H148ZM182 195V194H181ZM188 195V194H187ZM224 195V194H223ZM222 195V196H223ZM239 195H241L240 193H239ZM239 195H238V197H239ZM251 196H252V194H250ZM261 195H262V193H261ZM0 196V197H1ZM8 196V195H7ZM112 196V195H111ZM119 196V195H118ZM169 196H170V194H169ZM196 196H199V194H197ZM214 196V195H213ZM216 196V195H215ZM220 196H221V194H220ZM236 196V195H235ZM250 196V197H251ZM262 196H264V194L262 195ZM55 197V196H54ZM109 197V196H108ZM114 197V196H113ZM121 197V196H120ZM143 197H145V196H143ZM149 197V196H148ZM192 197H193V194H192ZM195 197V196H194ZM194 197L192 198V199H194ZM200 197V196H199ZM205 197H206V195H205ZM225 198H226V196H224ZM223 197V198H224ZM241 197V196H240ZM259 197V196H258ZM3 198V197H2ZM51 198H53V197H51ZM64 198V199H65ZM97 198V197H96ZM119 198V197H118ZM151 198V197H150ZM170 198V197H169ZM182 198V197H181ZM187 198V197H186ZM186 198H184V199H186ZM190 198V197H189ZM198 198V197H197ZM201 198H203L202 197V195H201ZM229 198H231V197H229ZM228 197L226 198V199H229ZM233 198V197H232ZM252 198V197H251ZM250 198V199H251ZM262 198V197H261ZM6 199V198H5ZM98 199V198H97ZM116 199V198H115ZM123 199H124V197H123ZM196 199V198H195ZM209 199H210V197H209ZM208 199V200H209ZM212 199V198H211ZM221 199V198H220ZM225 199V200H226ZM248 199V198H247ZM263 199V198H262ZM12 200V199H11ZM61 200H63V199H61ZM98 200H100V197H99V199ZM96 201L97 203L99 202V201ZM147 200H149V199H147ZM165 200V199H164ZM171 200V199H170ZM204 200V199H203ZM214 200H215V198H214ZM222 200V199H221ZM232 199H230V201H231ZM233 200H235V199H233ZM238 200V199H237ZM252 200H253V198H252ZM260 200V199H259ZM264 200V199H263ZM5 201V200H4ZM8 201V200H7ZM58 201H59V197H58ZM58 201H57V203H58ZM109 201V200H108ZM121 201V200H120ZM144 201V200H143ZM171 201H173V200H171ZM187 201V200H186ZM185 201V202H186ZM196 201H197V199H196ZM223 201V200H222ZM229 201V200H228ZM238 201H241L240 200V198H239V200ZM18 202V201H17ZM62 202V201H61ZM110 202V201H109ZM116 202H117V200H116ZM128 202H129V200H128ZM153 202V201H152ZM195 202V201H194ZM198 202V201H197ZM207 202V201H206ZM212 202V201H211ZM249 202H251V200L249 201ZM100 203V202H99ZM121 203V202H120ZM132 203V202H131ZM142 203V202H141ZM140 203V204H141ZM151 205H152V203L151 202H149ZM174 203H175V201H174ZM205 203V202H204ZM208 203V202H207ZM214 203V202H213ZM222 203V202H221ZM223 203H224V201H223ZM223 203L221 204V205H223ZM230 203V202H229ZM247 203V202H246ZM264 203V202H263ZM262 203V204H263ZM68 204V205H67ZM163 205L165 204V203H162ZM172 204V203H171ZM180 204H181V202H180ZM195 204V203H194ZM194 204H191V205H187V207L185 208L184 207V205H182L183 207H184V209H183V207H181V213H180V218H181V221H182V223H183V234H182V238L181 239H178V242H177V248H178V255H179V257H180V261L177 263V262H175V263H177V264H195V263H197L196 261H195V259H196V252L199 250H197V245H198V242H200L199 240L202 238L201 237V235H202V232L200 233V226L199 225H201V219H203L202 218V215L204 216V214L202 213L201 214V212L199 211V209H201V208H197V207H195V205ZM200 204V203H199ZM215 204V203H214ZM232 204V203H231ZM230 204V205H231ZM234 204H236V202L234 203ZM242 204H244V203H242ZM55 205H56V203H55ZM149 205V204H148ZM150 205V206H151ZM173 205V204H172ZM203 205V204H202ZM204 205H206V204H204ZM204 205H203V207H204ZM236 205H238V203L236 204ZM249 205L251 206V203H249ZM258 205H259V203H258ZM261 205V204H260ZM264 205V204H263ZM5 206V205H4ZM12 206H13V204H12ZM58 207H59V205H57ZM99 206V205H98ZM115 206V205H114ZM157 206V205H156ZM170 206V205H169ZM207 206H208V204H207ZM206 206V207H207ZM210 206H211V203H210ZM224 206V205H223ZM233 206V205H232ZM239 206V205H238ZM253 206H255V205H253ZM97 207V206H96ZM122 207V206H121ZM142 207V206H141ZM144 207V206H143ZM149 207V206H148ZM161 207V206H160ZM171 207V206H170ZM209 207V206H208ZM215 207H216V204H215ZM221 207V206H220ZM240 207H241V205H240ZM239 207V208H240ZM246 207V206H245ZM5 208V207H4ZM16 208V207H15ZM57 208V207H56ZM127 208V207H126ZM126 208H125V210H126ZM137 209H138V207H136ZM135 208V209H136ZM150 208V207H149ZM154 208V207H153ZM228 208V207H227ZM237 208V207H236ZM244 208V207H243ZM252 208V207H251ZM255 208V207H254ZM260 208V207H259ZM259 208L257 207V209L259 210ZM6 209V208H5ZM59 209V208H58ZM140 209V208H139ZM161 209V208H160ZM170 209V208H169ZM174 209V208H173ZM207 209V208H206ZM222 209V208H221ZM264 209V208H263ZM10 210V209H9ZM9 210H8V212H9ZM15 210V209H14ZM144 210V209H143ZM213 210V209H212ZM231 210H232V208H231ZM234 210V209H233ZM236 210H238V209H236ZM241 210V209H240ZM247 210H249V209H247ZM251 210V209H250ZM249 210V211H250ZM256 210V209H255ZM3 211V210H2ZM119 211V210H118ZM127 211V210H126ZM131 211V210H130ZM207 210H205V212H206ZM221 211V210H220ZM245 211V210H244ZM249 211H247V212H245L246 214L249 212ZM252 211V210H251ZM264 211V210H263ZM22 212V211H21ZM97 212V214H98V211H96ZM95 212V213H96ZM121 212V211H120ZM119 212V213H120ZM148 212H149V210H148ZM153 212V211H152ZM170 212V211H169ZM168 212V213H169ZM176 212H178V211H176ZM180 212V211H179ZM204 212V211H203ZM214 212H216V210H214ZM221 212H223V211H221ZM232 212V211H231ZM255 212V211H254ZM7 213V212H6ZM10 213V212H9ZM59 213H61V212H59ZM100 213V212H99ZM156 213H157V211H156ZM217 213V212H216ZM228 213H230V212H228ZM256 213V212H255ZM257 213H259V211L257 212ZM256 213V214H257ZM14 214V213H13ZM120 214H122V213H120ZM132 214V213H131ZM149 214V213H148ZM151 214V213H150ZM164 214V213H163ZM163 214L161 215V216H163ZM179 214V213H178ZM209 214V213H208ZM214 214V213H213ZM213 214H211V216L213 215ZM221 214V213H220ZM241 213H239V215H240ZM7 215V214H6ZM20 215V214H19ZM133 215V214H132ZM159 215V214H158ZM217 215V214H216ZM225 215V214H224ZM242 215V214H241ZM245 215V214H244ZM248 215V214H247ZM247 215H245V216H242V217H240L238 220H239V225H240V227H241V230L244 232V231H247L251 226H250V218L249 217H247ZM251 215V214H250ZM100 216H101V213H100ZM118 216V215H117ZM167 216V215H166ZM170 216V215H169ZM228 216H230V215H228ZM261 216V215H260ZM259 216V217H260ZM3 217V216H2ZM12 217V216H11ZM98 217H99V214H98ZM122 217H123V214H122ZM134 217V216H133ZM141 217H143V216H141ZM147 217V216H146ZM152 217V216H151ZM155 217H156V215H155ZM154 217V218H155ZM175 217V216H174ZM208 217V216H207ZM212 217H214L215 218V216H212ZM233 217V216H232ZM254 217H255V214H254ZM264 217V216H263ZM262 217V218H263ZM95 218V219H94ZM100 218V217H99ZM139 218V217H138ZM137 218V220H139ZM160 218V217H159ZM165 218V217H164ZM170 218V217H169ZM179 218V219H180ZM224 218H225V216H224ZM234 219H236L235 217H233ZM14 219H18V218H14ZM115 219V218H114ZM127 220H128V217L126 218ZM145 219V218H144ZM167 219V218H166ZM166 219H164V222L165 221H167ZM171 219V218H170ZM170 219L168 220V221H170ZM172 219H173V216H172ZM175 219L176 218H174V221H175ZM204 219H206V218H204ZM218 219V218H217ZM252 219V218H251ZM260 219V218H259ZM13 220V219H12ZM16 220L14 221V222H16ZM123 220H124V217H123ZM149 220V219H148ZM158 220V219H157ZM215 219H213V221H214ZM225 220V219H224ZM253 220V219H252ZM256 220V219H255ZM3 221V220H2ZM21 221V220H20ZM132 221H134V220H132ZM180 221V222H181ZM205 221V220H204ZM207 221H208V219H207ZM207 221L205 222V223H207ZM221 221V220H220ZM227 221H229V219L227 220ZM264 221V220H263ZM13 222V223H14ZM119 222H121V221H119ZM130 222V221H129ZM172 222V221H171ZM203 222V221H202ZM236 222V221H235ZM251 222H253V221H251ZM256 222V221H255ZM258 222V221H257ZM8 223V222H7ZM27 223V221L25 222V224ZM112 223H113V221H112ZM125 223H127V222H125ZM204 223V224H205ZM230 223H231V221H230ZM229 223V224H230ZM254 223V222H253ZM9 224V223H8ZM15 224V223H14ZM84 224H85V222H84ZM135 224H136V222H135ZM158 224H160V222H158ZM167 224V223H166ZM172 224V223H171ZM180 224V223H179ZM203 224V225H204ZM223 224V223H222ZM236 224V223H235ZM252 224V223H251ZM263 224V223H262ZM20 225V224H19ZM83 225V224H82ZM111 225V224H110ZM109 225V226H110ZM125 225V224H124ZM130 224H128V226H129ZM164 224H162V226H163ZM231 225V224H230ZM253 225V224H252ZM257 225H260V224H257ZM2 226V225H1ZM21 226H22V223H21ZM118 226V225H117ZM116 226V227H117ZM123 226V225H122ZM126 226V225H125ZM160 226V225H159ZM165 226V225H164ZM173 226V225H172ZM234 226H236V225H234ZM255 226V225H254ZM262 226H264V225H262ZM4 227V226H3ZM12 227H14L13 226V224H12ZM85 227V226H84ZM113 227H114V225H113ZM112 227V228H113ZM129 227H131V226H129ZM142 227V226H141ZM147 226H146V224H145V228H146ZM169 227V226H168ZM168 227H167V229H168ZM181 227V226H180ZM203 227V226H202ZM205 227V226H204ZM203 227V228H204ZM226 227H228L227 226V224H226ZM226 227H224V228H226ZM237 227V226H236ZM239 227V226H238ZM239 227V228H240ZM11 228V227H10ZM9 228V229H10ZM104 228H105V226H104ZM103 228V229H104ZM119 228V227H118ZM123 228L125 229V227L123 226ZM144 228V227H143ZM173 227H171V229H172ZM206 228V227H205ZM212 228V227H211ZM238 228V229H239ZM252 229H253V227H251ZM256 228V227H255ZM257 228H258V226H257ZM264 228V227H263ZM14 229H16V228H14ZM84 229H86V228H84ZM90 229H91V226H90ZM121 229V228H120ZM212 229H214V228H212ZM251 229V230H252ZM4 230H7V228H5ZM10 230H12V228L10 229ZM109 230V229H108ZM128 230V229H127ZM147 230V229H146ZM152 230V229H151ZM160 230H162V229H160ZM165 230H166V228H165ZM215 230V229H214ZM223 230L224 229H221V231L223 232ZM231 230V229H230ZM250 230V229H249ZM260 230V229H259ZM16 231H17V229H16ZM21 231V230H20ZM60 231V232H59ZM85 231V230H84ZM101 231V230H100ZM125 231V230H124ZM124 231H123V233H124ZM153 231V230H152ZM173 231V230H172ZM204 232L206 231V229L205 230H203ZM212 231V230H211ZM218 231V230H217ZM216 231V232H217ZM227 231H228V229H227ZM234 231V230H233ZM239 231V233H240V230H238ZM254 231V230H253ZM83 232V231H82ZM81 232V233H82ZM154 232H155V230H154ZM209 232V231H208ZM215 232V233H216ZM235 232V231H234ZM247 232H249V231H247ZM252 232V231H251ZM262 231H260V233H261ZM84 233V232H83ZM82 233V234H83ZM102 233V232H101ZM106 233H107V231H106ZM153 233V232H152ZM210 233V232H209ZM231 233V232H230ZM233 233V232H232ZM231 233V234H232ZM236 233V232H235ZM255 233H256V231H255ZM100 234V233H99ZM117 234V233H116ZM141 234V233H140ZM143 234V233H142ZM157 234H158V232H157ZM167 234V233H166ZM218 234V233H217ZM230 234V235H231ZM258 234V233H257ZM262 234V233H261ZM88 235V234H87ZM96 235V234H95ZM101 235V234H100ZM124 235V234H123ZM144 235V234H143ZM207 235V234H206ZM226 235H227V233H226ZM225 235V236H226ZM254 235V234H253ZM252 235V236H253ZM263 235V234H262ZM14 236H15V234H14ZM18 236V235H17ZM43 236V235H42ZM108 236H109V234H108ZM137 237H138V235H136ZM151 236V235H150ZM154 236V235H153ZM152 236V237H153ZM156 236H158V235H156ZM196 236H197V238H196ZM203 236V235H202ZM209 235H207V236H205V238H207ZM227 236H229V235H227ZM234 236H236V235H234ZM242 235H241V233H240V237H241ZM255 236V235H254ZM253 236V237H254ZM16 237V236H15ZM91 237H93V236H90V238ZM95 237V236H94ZM104 237V236H103ZM116 237V236H115ZM122 237V236H121ZM130 237V236H129ZM131 237L133 238V236L131 235ZM142 237H146V236H142ZM141 237V238H142ZM159 237V236H158ZM160 237H162V236H160ZM172 237H173V235H172ZM214 237V236H213ZM252 237V238H253ZM257 237V236H256ZM259 237H260V235H259ZM13 238V237H12ZM19 237H17V239H18ZM47 238V237H46ZM57 238V237H56ZM86 238V237H85ZM106 238V237H105ZM146 238H148V235H147V237ZM204 238V237H203ZM216 238V237H215ZM223 238V237H222ZM230 237H228V239H229ZM236 238V237H235ZM238 238V237H237ZM250 238V237H249ZM251 238V239H252ZM2 239V238H1ZM10 239V238H9ZM16 239V240H17ZM45 239V238H44ZM92 239V238H91ZM98 239V238H97ZM122 239V238H121ZM137 239V238H136ZM155 239V241L157 242V240H156V237L155 238H153V240ZM195 239H197V240H195ZM208 239V238H207ZM244 239V238H243ZM263 239V238H262ZM14 240V239H13ZM12 240V241H13ZM95 240V239H94ZM143 240V239H142ZM222 239L220 238V241H221ZM246 241H249V240H247V239H245ZM245 240H244V242H245ZM253 240H254V238H253ZM3 241V240H2ZM19 241V240H18ZM21 241V240H20ZM50 241H51V239H50ZM55 241V240H54ZM99 241V239L97 240V242ZM140 241V240H139ZM152 241V240H151ZM168 241V240H167ZM198 241V242H197ZM206 241V240H205ZM210 241V240H209ZM215 241V240H214ZM223 241V240H222ZM263 241H264V239H263ZM92 242V241H91ZM93 242H95V241H93ZM97 242H95V243H97ZM102 242H103V240H102ZM107 242V241H106ZM127 242V241H126ZM126 242L124 243V245H126ZM144 242H145V240H144ZM164 242H165V244H166V241H165V239H164ZM218 242H219V240H218ZM227 242H229V241H227ZM258 242H260V241H258ZM24 243V242H23ZM59 243V242H58ZM57 243V244H58ZM87 243V242H86ZM104 243V242H103ZM115 243V242H114ZM138 243H140V242H138ZM170 243V242H169ZM202 243V242H201ZM209 243V242H208ZM223 243V242H222ZM261 243V242H260ZM73 242H67V245H66V248H67V250H66V260L65 261H63L64 263L63 264H86L85 263V258L87 259V257H85V255L83 256V254L85 253H83V247L81 248V250H83L82 251V256H78L76 253H75V250H74V246H73ZM81 244V243H80ZM94 244V243H93ZM108 244V243H107ZM123 244V243H122ZM174 244V243H173ZM200 244V243H199ZM228 244V243H227ZM241 244V243H240ZM246 244V243H245ZM256 244V243H255ZM13 245V244H12ZM41 245V244H40ZM40 245H39V248H40ZM88 245V244H87ZM97 245V244H96ZM106 245V244H105ZM110 245V244H109ZM112 245V244H111ZM131 245V247L133 246L132 244H130ZM151 245H152V243H151ZM168 245H170V244H168ZM219 245V244H218ZM225 245H226V243H225ZM242 246L244 245V244H241ZM248 245V244H247ZM6 246V245H5ZM76 246V245H75ZM85 246V245H84ZM98 246V245H97ZM101 246V245H100ZM114 246V245H113ZM116 246V245H115ZM149 246V245H148ZM155 246H156V244H155ZM212 246V245H211ZM224 246V245H223ZM222 246V247H223ZM231 246V245H230ZM246 246V245H245ZM249 246H250V244H249ZM258 246V245H257ZM257 246L255 245V248H257ZM262 246H264V245H262ZM7 247V246H6ZM78 247V244H77V246H76V248ZM88 247V246H87ZM123 246L121 245V248H122ZM129 247V246H128ZM141 247V246H140ZM160 247H161V245H160ZM164 247V246H163ZM202 247V246H201ZM209 247V246H208ZM221 247V248H222ZM239 247V246H238ZM237 247V248H238ZM241 247V246H240ZM254 247V246H253ZM260 247V246H259ZM9 248H10V246H9ZM13 248V247H12ZM38 248V247H37ZM36 248V249H37ZM49 248V247H48ZM47 248V249H48ZM75 248V249H76ZM90 248V247H89ZM88 248V249H89ZM91 248H93V247H91ZM106 248V247H105ZM112 247H110V249H111ZM114 248V247H113ZM116 248V247H115ZM130 248V247H129ZM134 248H135V245H134ZM139 248V247H138ZM152 248H153V246H152ZM165 248V247H164ZM163 248V249H164ZM212 248V247H211ZM237 248H236V250H237ZM246 248V247H245ZM251 248H252V246H251ZM250 248V249H251ZM33 249V248H32ZM52 249H55V248H53L52 247ZM141 249V248H140ZM156 249V248H155ZM162 249V250H163ZM203 249V248H202ZM241 250L243 249V248H240ZM239 249V250H240ZM7 250V249H6ZM9 250V249H8ZM14 250V249H13ZM64 250H65V248H64ZM63 250V251H64ZM78 250V249H77ZM86 250V249H85ZM98 250H100L99 248H98ZM112 250V249H111ZM114 250V249H113ZM117 250H118V246H117ZM212 250V249H211ZM213 250H215L214 249V247H213ZM238 250V251H239ZM245 250V249H244ZM252 250V249H251ZM257 250H258V248H257ZM263 250V249H262ZM261 250V248H260V250H258V253L257 254H259V252L260 251H262ZM37 251V250H36ZM36 251H34V252H36ZM42 251V250H41ZM43 251H45V249L43 250ZM90 251H91V249H90ZM103 251V250H102ZM135 251H136V248H135ZM158 251V250H157ZM164 251V250H163ZM203 251V250H202ZM256 251V250H255ZM33 251H32V253H34ZM55 252V251H54ZM78 252V251H77ZM109 252V251H108ZM137 252V251H136ZM151 252V251H150ZM166 252V251H165ZM168 252H169V250H168ZM177 252V251H176ZM200 252V251H199ZM217 252V251H216ZM223 252H224V250H223ZM226 252V251H225ZM253 252V251H252ZM252 252H249V253H252ZM10 253V252H9ZM40 253V252H39ZM94 253V252H93ZM123 253V252H122ZM135 253V252H134ZM140 253H141V251H140ZM147 253V252H146ZM152 253H154V252H152ZM163 253V252H162ZM167 253V252H166ZM174 253V252H173ZM201 253V252H200ZM207 253H208V251H207ZM248 253V252H247ZM255 253V252H254ZM255 253V254H256ZM263 253V252H262ZM7 254V253H6ZM46 254H48L47 252H46ZM57 254V253H56ZM61 254V253H60ZM87 254H89V253H87ZM110 254V257L112 256L111 254L112 253H109ZM159 254V256H160V253H158ZM211 254H212V252H211ZM224 254V253H223ZM226 254V253H225ZM253 254V253H252ZM261 254V253H260ZM1 255V254H0ZM45 255V254H44ZM53 255V254H52ZM114 255H115V258H119L120 257V255H121V253L120 252H116V253H114ZM125 255V254H124ZM141 255V254H140ZM166 255V254H165ZM203 255V254H202ZM210 255V254H209ZM240 257L242 256L241 255V253H239L238 254ZM248 255V254H247ZM247 255H245L246 257H247ZM17 256V255H16ZM34 256H35V254H34ZM90 256H91V254H90ZM105 256V255H104ZM149 256H150V254H149ZM199 256H201V255H199ZM208 256V255H207ZM219 256V255H218ZM217 255H215L214 254V256L212 257V259H210V261L211 260H213V264H221L220 263V260H219V257H218ZM224 256V255H223ZM244 256V257H245ZM259 256H261V255H259ZM57 257V256H56ZM62 257V256H61ZM106 257V256H105ZM142 257V256H141ZM155 256H153L152 257V262L154 263V262H156V258H154ZM161 257H164V256H161ZM211 257V256H210ZM227 257V256H226ZM225 257V258H226ZM244 257H243V259H244ZM251 257V256H250ZM10 258V257H9ZM45 258H46V256H45ZM48 258V257H47ZM112 258H113V256H112ZM114 258V259H115ZM145 258V257H144ZM167 258V257H166ZM172 258V257H171ZM262 258V257H261ZM0 259H2V258H0ZM57 259H58V257H57ZM89 259H91V258H89ZM109 259V258H108ZM150 259V258H149ZM164 259H165V257H164ZM168 259V258H167ZM198 259H200V257L198 258ZM202 259V258H201ZM199 260L200 262L202 261V260ZM221 259H222V257H221ZM242 259V261H244ZM245 259H247V258H245ZM249 259V258H248ZM39 260V259H38ZM37 260V261H38ZM44 260H46V259H44ZM95 260H96V258H95ZM128 260V259H127ZM175 260H177V259H175ZM228 260V259H227ZM255 260V259H254ZM2 261V260H1ZM13 261V260H12ZM94 261V260H93ZM100 261V260H99ZM122 260H120L119 262H121ZM140 261H141V259H140ZM144 261V260H143ZM146 261V260H145ZM150 260H148V262H149ZM164 261H166V260H164ZM7 262V261H6ZM32 262V261H31ZM46 262H48V259L46 260ZM104 262V261H103ZM109 262V261H108ZM129 262V261H128ZM162 262H163V260H162ZM227 262V261H226ZM251 262V261H250ZM252 262H253V260H252ZM262 263H260V264H264V259H263V261H261ZM1 263H3V262H1ZM18 263V262H17ZM40 263V262H39ZM44 263V262H43ZM93 263V262H92ZM96 263V262H95ZM116 264V262H111V264ZM124 262H122V264H123ZM130 263V262H129ZM134 263V262H133ZM145 263V262H144ZM152 263V264H153ZM168 263H169V260H168ZM173 263V262H172ZM225 263V262H224ZM228 263H230V262H228ZM255 263V262H254ZM259 263V262H258ZM5 264V263H4ZM31 264V263H30ZM88 264V263H87ZM94 264V263H93ZM97 264V263H96ZM98 264H100V262L98 263ZM130 264H132V263H130ZM138 264V263H137ZM167 264V263H166ZM171 264V263H170ZM198 264V263H197ZM201 264V263H200ZM202 264H203V262H202ZM205 264V263H204Z\"/></svg>","mask_w":264,"mask_h":264}]
</instances>
